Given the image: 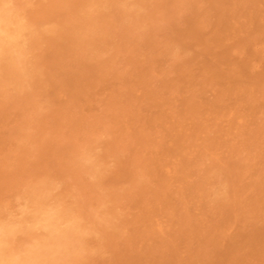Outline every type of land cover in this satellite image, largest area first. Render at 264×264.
<instances>
[{
    "label": "rangeland",
    "instance_id": "rangeland-1",
    "mask_svg": "<svg viewBox=\"0 0 264 264\" xmlns=\"http://www.w3.org/2000/svg\"><path fill=\"white\" fill-rule=\"evenodd\" d=\"M98 1L100 2V4H98L99 3ZM101 1H102V3H101ZM107 1L108 0H106V1L105 0H8V1L5 0V2H4V0H0V39H1L0 40V55L2 54V56L4 57L3 58L2 56H0V71H1V73H0V80H1L0 84H2V86L0 85V106H1L0 110H2L0 112V115H1L0 116V137H1L0 138V214L3 213L0 215V218H1L0 228L2 229V230L0 229V238H1L0 239V264H8V263L9 264H16V262L18 263L21 260L22 261L19 262V264H22L23 262H24V264H27V263L28 264H43V263L44 264H51V263L52 264H57V263L58 264H81V263L82 264H95V263H97V264H127V263L128 264H137V263L138 264H164V263H166V261L168 262L166 264H170V261H171V264H182V263L183 264H195V263L196 264H206V263L207 264H226V263L227 264H236V262H237V264H242V263L246 264L247 262H248L247 264H250V263L251 264H264V248H263L264 247V120H263V118H264V94H263L264 93V91H263L264 90V87H263L264 86V0H221V2L218 0H202V1L201 0H194L195 5L193 4V0L192 1L191 0H181V1L180 0H169V1L167 0L169 2V3L168 2L167 3L170 4L168 7H167V3L165 2L166 0H164V1L163 0L162 1L157 0L158 2H155L156 0H154V1L153 0H144V1L139 0L140 3L142 2L141 3L142 5L140 3L138 5V3H137V2H139L138 0H133V1L132 0H127V1L126 0H121V1L120 0H118V1L117 0L116 1L110 0L108 2ZM128 1H131V2H128ZM145 1L147 2V4L149 2L150 3L148 5H146ZM185 1H187V2H185ZM116 2H118V3H116ZM144 2H145V4H144ZM163 2H165V3H163ZM179 3L181 6L179 5ZM190 3H192V5H194L195 7L190 5ZM205 3L208 5H204ZM209 3H211V5ZM134 4H136V5H134ZM143 4H144V6H143ZM153 4L154 5L157 4L156 5L157 7L154 6ZM172 4H173V6H172ZM184 4H185V6H184ZM137 5L140 7H138ZM175 5L177 8L175 7ZM220 5L221 6L223 5L222 6L223 8H221ZM142 6L145 7L146 9L143 8L144 9L143 10ZM150 7L151 8L153 7V8L150 9ZM163 7H165V8H163ZM187 7H189V8H187ZM191 7L192 8L194 7V8L192 9ZM136 8H137V10H136ZM181 9H183V10H181ZM187 9H188V12H187ZM141 10H143V11H141ZM158 10L162 11V12L159 11L161 14L158 12ZM176 10H178V11H176ZM215 10H216V12H215ZM2 11H4V12H2ZM125 11H126V13L124 14L123 12H125ZM144 11H146L147 13ZM220 11L225 16H223V14ZM140 12H142L143 15ZM157 12L160 16L157 15ZM85 13L87 15V18H85L86 17ZM139 13L141 15H139ZM127 14H129V15H127ZM130 14H131V16H130ZM144 14H147V15H144ZM190 14H192V15H190ZM123 15H124V18H123ZM198 15L200 17H198ZM214 15H215V17H214ZM145 16H146L147 21H146V19H144ZM148 16H150V17H148ZM170 16H172V17H170ZM157 17H159V18L161 17V18L159 19ZM193 17H194V19L196 17L197 18L195 20H193L192 19ZM84 18H85V20H83ZM134 18H136V19H134ZM184 18H185V20H184ZM213 18L215 21H213ZM90 19H91V21H90ZM149 19H150V21H149ZM156 19H158V20H156ZM189 19L191 21L193 20V23L194 22L195 23L193 24L191 21H189ZM138 20H140V21H138ZM143 20L146 22H143ZM17 21H19V24ZM67 21L68 22L71 21V23L70 22L68 23ZM85 21L88 23H86ZM98 21H99V23H98ZM130 21H132L131 24H132L133 28L136 26V28H134V31H133V28H131ZM157 21H158V23H157ZM185 21H187V22H185ZM15 22H16V24H15ZM137 22H139V23H137ZM135 23H136V25H135ZM153 23H155V24L152 25ZM161 23H163V24H161ZM189 23H191V24H189ZM200 23H201V25H200ZM23 24H24V26H23ZM75 24H77V25H75ZM87 24H89V26H87ZM98 24H99V26H98ZM100 24H102V25H100ZM149 24H151V25H149ZM73 25L75 27L77 26V28H75ZM78 25H80L81 27H79ZM129 25H130V27H127ZM64 26H66V27H64ZM86 26H87V28H85ZM102 26H104V28ZM137 26H140V27H137ZM202 26H204V27H202ZM222 26H224V27H222ZM71 27H74V28H71ZM147 27H149V28H147ZM157 27H159L158 30L161 29L160 30L161 32L157 30ZM161 27H163V28H161ZM172 27H174V28H172ZM81 28H83V31L81 30ZM121 28L124 29L125 31L122 30ZM128 28H129V30H128ZM84 29H86V30H84ZM110 29H112V31ZM120 29L124 33H122V31ZM183 29H184V31H182ZM209 29H211V30H209ZM93 30H94V32H93ZM101 30L104 32H102ZM108 30H110V31H108ZM155 30H157V32ZM220 30H222V31H220ZM49 31H52V32H50L51 35L49 34ZM167 31H168V33H167ZM204 31H206V32L204 33ZM89 32L91 33V35ZM129 32H130V34H129ZM141 32L143 34H141ZM177 32H179V33H177ZM47 33H48V35H47ZM87 33H89V34H87ZM99 33H101V34H99ZM104 33H105V35H104ZM126 33H128V36L126 35ZM162 33L167 34V35H162ZM231 33H233V34H231ZM106 34H108V35H106ZM131 34H133V35H131ZM260 34H262V35L260 36ZM34 35H36V36H34ZM43 35H45V36H43ZM85 35H87L88 37ZM122 35H124V37H122ZM142 35H143V38H142ZM146 35L149 37H147ZM152 35H153V37H152ZM160 35H162V36H160ZM81 36H83V37L85 36L87 38L86 39L83 37L81 38ZM132 36H133V39H132ZM155 36H157V39ZM164 36H166L167 38ZM172 36L177 40L175 41V39H173ZM177 36H178V38L180 37L181 39H178ZM207 36H209V37H207ZM97 37L100 40H98ZM101 37H106V39L101 38ZM138 37H140V38H138ZM144 37H146L148 40L145 39ZM186 37L189 39H187ZM220 37L221 38L224 37V38L221 39ZM229 37H231V38H229ZM254 37L256 40L254 39ZM29 38H31V39H29ZM121 38H123L124 41ZM160 38H162V39H160ZM182 38H183V42L181 41L182 42L181 43L180 40H182ZM91 39H92V42L94 41L93 43L89 42V41H91ZM95 39H96L97 43L95 42ZM18 40H20V41H18ZM107 40L109 41V43L108 42L106 43ZM135 40H136V42H135ZM152 40H154V41H152ZM171 40L173 43L171 42ZM230 40H233V41H230ZM143 41L145 43H143ZM210 41H211V43H210ZM24 42H25L26 46H24ZM42 42L45 43V45ZM76 42H78V43H76ZM98 42H100L102 44H100ZM124 42H125V44H124ZM132 42H133V44H132ZM137 42H138V44H137ZM162 42H164V43H162ZM161 43H162V45H161ZM213 43H215V44H213ZM30 44H32L33 46ZM78 44H80V45H78ZM185 44L187 45L186 46L187 49H185V47H184ZM134 45H135L136 49H134L135 48ZM143 45L144 46L147 45L148 47L147 46L144 47ZM246 45H247V47H246ZM22 46H24V47H22ZM34 46H35V48H33ZM149 46H151L152 48ZM155 46H157V47L155 48ZM188 46H189V48H188ZM210 46L211 47L213 46V47L211 48ZM87 47L89 48L88 50H87ZM96 47H100V48H96ZM24 48L26 51L24 50ZM102 48L104 50H102ZM139 48H140V51L138 50ZM32 49H35V52L36 51H38V52L35 53L33 50V52H34L33 53L32 51H30ZM46 49H48V50L51 49V50L48 51ZM188 49L190 50V53L188 52L189 51ZM248 49H251V51H253V52H251L250 50L247 52ZM16 50L18 51V53ZM94 50L95 51L97 50L96 51L97 53ZM146 50H147V52H146ZM157 50H159V52ZM1 51H2V53H1ZM10 51L11 52L13 51L12 53L15 56ZM40 51H41V53H40ZM54 51L58 52L59 54H57ZM132 51H134V53ZM152 51L155 54H153ZM65 52H66V54H65ZM200 52H202V53H200ZM50 53L52 54V58H51ZM107 53H108V56H107ZM137 53H138V55L140 54V56L136 57ZM17 54H19V55L21 54L20 56L22 58ZM27 54H28V56H27ZM34 54H35V56H34ZM62 54L65 55L66 58ZM61 55L64 58L63 57L61 58L60 57ZM130 55H132V56L129 57ZM141 55H142V57H141ZM161 55H163V56H161ZM189 55H191L193 57H191ZM43 56L46 58H44ZM133 56H135V57L133 58ZM185 56H187V57H185ZM241 56H242V59H241ZM91 57L92 58L94 57V59H92ZM182 57H183V59H182ZM12 58H13V60L15 59L13 62L11 61ZM97 58H99V59H97ZM110 58H111V60H110ZM146 58L147 59L149 58L148 61ZM156 58H157V61H156ZM185 58L188 60L186 61ZM34 59H36V60H34ZM59 59H61V60H59ZM79 59H81V60H79ZM193 59H194V61H193ZM249 59H250V61H249ZM16 60L18 63L16 62ZM66 60L70 61V62L68 61L69 65H68V62ZM151 60L153 63L151 62ZM24 61H25L26 65L29 63V61H30V63L26 66L24 64ZM63 61H65L67 64L65 65V62H63ZM112 61H113V63H112ZM127 62H128V64H127ZM130 62H132V63H130ZM8 63H10V64H8ZM60 63H61V65H60ZM140 63H142V64H140ZM220 63L223 65L222 67H221ZM186 64H188V65H186ZM21 65L24 68H22ZM40 65H41V67H40ZM46 65L47 66L50 65V66H48L49 68ZM52 65L54 66V68ZM59 65H60V67H59ZM185 65H186V67H185ZM42 66H44L43 69H42ZM148 66H149V68H148ZM225 66H227V67L225 68ZM8 67L9 68L12 67L15 69H12V68L9 69ZM16 67L17 68L19 67V68L17 69ZM38 67H40V70H42V71H40V70L38 71V69H39ZM162 67H164V69ZM59 68H61V69H59ZM70 68H72L71 69L72 71L70 70ZM118 68H120L122 70H120ZM33 69H35V70H33ZM153 69H155V70H153ZM174 69H176L177 71H175ZM204 69H205V71H204ZM36 70H37V72H36ZM63 70H64V72H63ZM100 70H102V71L100 72ZM168 70H169V73H168ZM6 71H8V72H6ZM52 71H54V72H52ZM77 71H79V72H77ZM127 71L129 73H127ZM40 72H41V74H40ZM84 72H86L85 75L83 74ZM113 72H115V75L113 74ZM131 72H132V74H131ZM21 73H23V75ZM29 73H31L33 75H31ZM119 73H120V75L122 73L124 76L121 75L122 77H120ZM42 74L44 76H42ZM45 74H47V75H45ZM129 75H131V76H129ZM227 75H228V77H227ZM62 76H64V77H62ZM77 76H79L78 77L79 79L77 78ZM103 76H105V77H103ZM134 76H135V78H134ZM22 77L23 78L25 77L24 82L22 81L23 80ZM42 77H44V78H42ZM20 78H21V80H20ZM119 78L121 81L118 80ZM240 78H241V81H240ZM15 79H16L17 83H15V81H14ZM81 79L83 80L82 82H81ZM130 79H132L133 81L135 80V81L134 82L132 80L130 81ZM136 79H137V81H136ZM244 79H246L247 81ZM141 80H142V82H141ZM8 81H9V83H8ZM31 81H33V82H31ZM53 81H54V83H53ZM21 82H23V83H21ZM42 82H45L46 84L44 83V85H42L43 84ZM55 82H56V84H55ZM154 82H155V84H154ZM205 82H206V84H205ZM249 82H250V85H249ZM48 83H50V84H48ZM177 83H180V84H177ZM70 84H72V85H70ZM217 84H219V85H217ZM130 85H132L134 88ZM235 85L237 87L238 86L239 87L237 88ZM31 86H32V88H31ZM70 86H71V88H70ZM74 86H75V88H74ZM222 86H224V87H222ZM242 86H244V87H242ZM119 87H121V89ZM140 87H141V89H140ZM253 87H254V89H253ZM262 87H263V89H262ZM14 88H16V89H14ZM60 88H62V89H60ZM68 88H69V90H68ZM131 88L134 89V91ZM135 88H138V89H135ZM77 89H78V91H76ZM126 89H127V91H126ZM139 89H140V91H139ZM35 90H36V92H34ZM37 90H39V91H37ZM128 90H131V91H128ZM222 90H224V91L222 92ZM253 90L257 91V92H254ZM120 91H121V93H119ZM122 91H123V93H122ZM124 91H126V92L124 93ZM261 91H263V92H261ZM32 92H34V93H32ZM131 92L134 95H132ZM140 92L142 94H140ZM160 92H161V94H160ZM66 93L68 96L66 95ZM114 93H117V94H115L116 96L113 95ZM211 93H214V95ZM216 94H217V96H216ZM247 94H248V97H247ZM129 95H131V96H129ZM102 96L105 98L102 99L103 98ZM120 96H122V97H120ZM142 96H144V98ZM77 97H79V98H77ZM108 97H110L111 99L113 98L114 100L113 99L111 100ZM261 97H263V99ZM139 98H140V101H138ZM106 99H107V102H105ZM186 99H188V100H186ZM197 99H199V100H197ZM249 99H250V101L252 99L253 100L250 102ZM136 100H137V102H136ZM113 101H114V103H113ZM129 101H130V104H129ZM41 102L44 103V105ZM47 102H48V106H47V104H45ZM124 102L127 104L128 107L126 106V104ZM249 102H250V104H249ZM66 103H68V104H66ZM101 103H103V104H101ZM104 103L108 104V105L110 103V105H109L110 107L105 105ZM112 103H113V105H112ZM142 103H144V104L140 105ZM26 105H28V106H26ZM129 106L130 107L132 106V108H131L132 111H131ZM11 107H12V110H11ZM40 107H42V109ZM112 107L115 110L112 109ZM182 107H184V108H182ZM101 108L104 110H102ZM107 108H108V110H107ZM34 109H35V111H34ZM56 109H60L61 111L56 110ZM135 109H136V113H135ZM179 109H181V110H179ZM185 109H186V111H185ZM7 111H8V113H7ZM81 111H83V112H81ZM120 111H122L121 113H122V115H124V118H123V116H121ZM137 111H138V113H137ZM194 111H196L197 113ZM24 112H26V113H24ZM240 112H241V114H240ZM76 113L80 116V118ZM80 113H81V115H80ZM23 114H25L26 116ZM109 114L111 117L110 116L108 117ZM199 114L201 115V117ZM88 115H90V117H88ZM101 115H104V116H101ZM114 115H116L115 116L116 119L114 118ZM81 116H83L84 118H81ZM93 116H94V120L92 121ZM130 116H132V117L130 118ZM21 117H24V118H21ZM44 117H45V120H44ZM90 118H91V121H90ZM138 118H139V122H138ZM75 119H77V121H74ZM126 119H129V120H126ZM21 120H23L22 121L23 123L21 122ZM69 120H70V122H68ZM79 120H80V122H79ZM64 121H66V122H64ZM73 121L75 123H72ZM87 121H88V123L86 124L85 122H87ZM221 121H222V123H221ZM236 121L238 122L237 124H236ZM243 121H245L246 123ZM43 122L45 123V125L43 124ZM61 122L64 124H62ZM98 122H100L99 123L100 125L98 124ZM46 123H48V125ZM18 124H19V126H18ZM82 124H83V127H82ZM95 124H96V127H95ZM75 125H76V127H75ZM97 125H99V126H97ZM42 126H44V127H42ZM61 126H63V129ZM78 126L80 128H77ZM116 126H119V127H116ZM128 126H129V128H128ZM55 127L57 129H55ZM109 127H110V129H108ZM50 128H52V129H50ZM97 128H98V131H97ZM113 128H115V129H113ZM82 129H84V130H82ZM88 129H90V130H88ZM147 129H149V130H147ZM57 130H59V131H57ZM120 130L122 133L119 132ZM13 131L15 134L13 133ZM141 131H143L144 133H141ZM147 131L148 132L150 131V132L148 133ZM216 131L218 133H216ZM130 132L132 134H130ZM138 132H140L141 134ZM197 132H198V134H197ZM22 133L26 134V135H22ZM88 133H90V134H88ZM136 133H138V134H136ZM85 134H86V136H85ZM99 134H101V135L99 136ZM120 134H121V136H120ZM129 134L131 137L129 136ZM256 134H257V136H254ZM73 135H75L76 137ZM53 136H54V138H53ZM77 136H79V137L77 138ZM96 136H97V138H96ZM102 136H103V138H102ZM110 136H112V137H110ZM148 136H150V137H148ZM13 137H15V138H13ZM121 137H122V139H120ZM123 137H124V140H123ZM126 137L127 138L130 137V139H127ZM211 137H212V139H211ZM12 138H13V141L10 140ZM152 138H153V141H152ZM66 139H67V141H66ZM80 139L81 140L83 139V142ZM127 140L128 141L130 140V141L128 142ZM186 140L188 143H186ZM23 141H25L26 144H24L25 142H23ZM30 141H31V143H30ZM52 141H54V142H52ZM116 141L119 143H117ZM136 141L140 144H138ZM134 142H136V143H134ZM220 142H222V143H220ZM66 143H70V144L68 145ZM97 143H98V145H97ZM116 143H117V145H116ZM175 143L177 145H175ZM64 144H65V146H64ZM60 145H61V148H60ZM75 145H76V147H75ZM90 145H92V146H90ZM26 146H28V147H26ZM63 146H64V148H63ZM95 146H99V147H95ZM240 146L242 148H240ZM67 147H68V149L66 150ZM214 147L215 148L217 147L216 148L217 152L215 151ZM21 149H22V151H21ZM121 149L124 151H122ZM202 149L203 150L205 149V151H203ZM237 149H239V150H237ZM51 150L53 152H51ZM92 150H93V152H92ZM95 150H97L98 152L96 151L97 152L96 153ZM109 150H111V151L113 150V151L111 152ZM61 151L62 152L65 151L66 154L64 152L62 153ZM183 151L185 153H182ZM42 152H43V154L41 155L40 153H42ZM48 152L50 155L47 154ZM121 152L122 153L124 152V154H122ZM140 152L141 153L144 152V154L143 153L141 154ZM169 152H170V154H169ZM209 152H210V154H209ZM238 152H239V154H238ZM31 153H33V155H31ZM92 153H93V155H92ZM113 153H116V154H113ZM147 153H149V154H147ZM53 154H54V156H53ZM220 154H221V156H220ZM240 154H242L243 156ZM28 155H30V156H28ZM48 155H49V158H48ZM98 155H100L99 158H98ZM211 155H212V157H211ZM50 156H51V158L52 157L53 158L51 159ZM111 156H113V157H111ZM126 156H127V158H126ZM136 156H137V158H136ZM148 156H150V157H148ZM175 156L178 158L176 159ZM88 157H90V158H88ZM151 157H153L154 159ZM205 157H206V159H205ZM215 157L217 158V160ZM236 157H238V158H236ZM117 158H118V160H116ZM122 158H123V160H122ZM87 159L89 160V162L91 164L88 162ZM233 159H235V160H233ZM92 160H94V161L92 162ZM120 160H121V162H120ZM139 160H140V162H139ZM141 160L144 161V162H142L144 164H141ZM178 160H179V162H178ZM203 160H204V162H203ZM211 160H212V162H211ZM39 161H41V162H39ZM100 161H102V162H100ZM110 161H112V162H110ZM196 161H197V163H196ZM147 162L149 165H147ZM122 163H123V166H122ZM209 163H211L210 164L211 167L209 166ZM220 163L223 165H221ZM227 163L229 166L227 165ZM241 163H243V164H241ZM92 164L95 166H93ZM133 164H135V165H133ZM203 164H204V166H202ZM12 165H14V167ZM53 165H55V166H53ZM127 165H128V167H127ZM4 166H5V168H4ZM65 166H66V168H64ZM103 166L104 167L107 166L109 169L104 168ZM183 166H184V168H183ZM223 166L227 168V172L230 176L227 175L226 169ZM85 167H88V170ZM101 167L103 168V170L104 169L105 170L103 171ZM111 167H112V169H111ZM202 167H204V169ZM213 167H214V170H212ZM30 168H31V170H30ZM45 168H47V171ZM50 168H52V169H50ZM91 168H92V170H91ZM116 168H117V171H116L117 174H114ZM218 168H219V170H218ZM70 169L73 170V172L70 171ZM177 169H178V171H177ZM50 170L52 171V173H50ZM64 170H65V172H64ZM98 170H99L100 176L98 175L99 174ZM121 170H123V171L121 172ZM150 170L153 171L154 173L151 172ZM208 170L209 171L211 170V172H209ZM93 171L95 172L94 174H93ZM206 171H207V173H206ZM104 172H106V173H104ZM135 172L137 173V175ZM46 173H50V175L49 174L46 175ZM54 173H56V174H54ZM84 173H86V174H84ZM101 173H104V174L102 175ZM121 173H123L125 175H123ZM181 173H182V175H181ZM95 174H97V175H95ZM216 174H218V175H216ZM27 175H29V176H27ZM43 175H46V176L43 177ZM13 176L15 178H13ZM52 176H53V178H52ZM60 176H61V178H60ZM108 176H110V177H108ZM181 176H183V177H181ZM211 177H213V178H211ZM225 177H227L229 180ZM97 178H99V179H97ZM109 178L110 179L112 178V181L114 180L113 181L114 184ZM134 178H135V181H133ZM232 178H233V180H232ZM242 178L244 179L243 181H242ZM15 179L18 181H16ZM56 179L58 182L55 181ZM43 180H45L46 182H44ZM131 180H132V182H131ZM205 180H206V182H205L206 184L204 183ZM224 180H225V182H224ZM227 180H228V182H226ZM62 181H63V183H62ZM240 181H242V182H240ZM27 182H29V183H27ZM72 182H75V183H72ZM222 182H223V184H222ZM110 183H112L111 184L112 186L110 185ZM16 184H17V186H15ZM41 184H42V186H41ZM149 184L150 185L152 184V185L150 186ZM238 184H241V185H238ZM242 184H244V185H242ZM50 185L55 186V188L53 186L51 187ZM93 186H94V188H92ZM213 186H214V188H213ZM229 186H230L233 194H232L231 190L228 188ZM243 186H244V188H243ZM41 187L42 188L44 187L43 188L44 190ZM80 187L82 188V190ZM88 187H90V188H88ZM96 187H97V190L95 191ZM115 187H117V188H115ZM147 187H149V188H147ZM158 187H160V188H158ZM37 188H38V190H37ZM110 188H111V190H110ZM128 188H129V190H127ZM167 188H169V189H167ZM225 188L227 189L228 192L225 191L226 190ZM18 189H20L21 191ZM104 189L106 190V192ZM220 189H222V190H220ZM233 189H235V190H233ZM8 190H10V191L8 192ZM33 190L38 195H36L34 192L32 193L31 191H33ZM89 190H90V192H88ZM142 190H144V191L146 190L145 192L148 194H146ZM223 190L225 191V193ZM85 191H87V192L85 193ZM169 191H172V192H169ZM200 191H202V192H200ZM211 191H213V192L211 193ZM65 192H67V193L65 194ZM164 192H165V194H164ZM217 192L218 193L220 192L219 195H216V194H218ZM237 192H239V193H237ZM43 193H47V194H43ZM48 193L51 195H49ZM55 193L58 194V198L55 197ZM181 193L184 196L180 195ZM2 194H4V195H2ZM176 194H177V196H176ZM121 195H122L123 199H121L122 198ZM127 195L129 197H127ZM230 195L233 197H231ZM31 196H32V198H31ZM39 196H41V197H39ZM64 196H65V198H64ZM70 196H72V197H70ZM212 196L215 199L216 198H218V199L214 200V198ZM29 197H30V199H29ZM46 197H48L49 199ZM141 197H143V198H141ZM18 198H20V199L18 200ZM25 198H27L28 200ZM44 198H45V200H47V202L44 201ZM99 198H103V199L101 200ZM210 198H211V200H209ZM61 199L62 200L64 199L63 200L64 202ZM222 199L224 202H222ZM77 200H79V201H77ZM81 200H82V202H81ZM164 200L166 202H164ZM219 200H221V201H219ZM24 201H26V202H24ZM31 201L34 204L31 203ZM43 201H44V203H43ZM93 201H94V203H93ZM98 201H100V203ZM118 201H120L121 204ZM232 201H233V203H231ZM10 203H11V205H10ZM68 203L71 205H69ZM184 203H187V204H184ZM1 204H2V207H1ZM29 204L31 206H29ZM36 204H37V206H39L38 208L35 206ZM47 204H48V206H46V207L48 208V210H47V208H45V205H47ZM73 204L77 205V208ZM178 204H180V205H178ZM21 205L23 206V208ZM51 205H53L54 209L52 208ZM65 205H67V207H65ZM220 205H222V207ZM13 206H15L16 209ZM79 206H80V208H79ZM157 206H158V208H157ZM236 206H238L239 208ZM89 207H92V208H89ZM124 207L126 208V210L124 209ZM227 207H229V208L227 209ZM36 208H37V211H36ZM39 208L41 210H38ZM50 208H52V209H50ZM43 209H44V212H46L45 210H47V212L44 213L42 211ZM90 209H91V211H90ZM156 209H158L159 211ZM179 209L181 212L179 211ZM231 209H233V210H231ZM3 210H4V212H3ZM76 210H78V211H76ZM17 211H19L20 213ZM41 211L43 213H41ZM48 211H50L51 214ZM52 212L54 214H52ZM74 212H76V213H74ZM92 212H93V214H92ZM227 212H228V214H227ZM71 213H73V214H71ZM106 213H107V216H106ZM158 213L161 215L159 216ZM187 213H189V215ZM66 214L70 217L66 216ZM84 214H86V215H84ZM224 214H225V216H223ZM21 215H22V218L20 217ZM100 215H102V217H104V220H103V218H100L101 217ZM167 215H170V217ZM173 215H174V217H173ZM181 215H183V216H181ZM185 215H186V218H185ZM228 215H232V216L230 217ZM1 216H3V218ZM72 216H75V217H72ZM108 216H110V217H108ZM221 216H223V217H221ZM107 217L109 219H107ZM178 217H181V218H178ZM226 217H229V218H226ZM48 218H50L51 220ZM70 218H72V220H74L73 224H75L76 227H75V225H73L71 223L72 220ZM112 218H113V220H112ZM151 218H152V220H151ZM11 219L13 221H10ZM26 219H30V220L25 221ZM63 219L65 220V222H68V223H65L63 221ZM69 219L71 222L69 221ZM110 219H111V221H110ZM132 219L134 220V222L136 221L135 222L136 224L133 222ZM23 220H24V223H23ZM55 220L56 221L58 220V221L56 222ZM81 220L83 222H81ZM87 220H89V221H87ZM114 220H115V223L113 224ZM165 220H167L166 223H164ZM169 220H171V221H169ZM173 220H174V222H173ZM186 220L189 222H187ZM9 221L11 223H9ZM30 221H32L33 223ZM78 221H79V223H78ZM96 221H98L99 223ZM168 221L171 222V224L167 223ZM219 221L221 224L219 223ZM228 221H230V222H228ZM29 222L32 224H30ZM111 222H112V224H111ZM37 223H39L40 225ZM63 223H64V225H62ZM77 223L79 224V227L77 226L78 225ZM116 223H117V225H116ZM41 224H42V226H41ZM65 224H67V225H65ZM80 224H81V226H80ZM46 225H48V226H46ZM187 225H189V226H187ZM20 226H23V227L21 228ZM26 226H27V228H26ZM144 226H145V228H144ZM6 227L9 230H7ZM41 227H43V229ZM60 227H61V229H60ZM65 227H66V229H65ZM121 227H122V229H121ZM33 228L34 229L36 228L35 231ZM181 228L183 229V232H184V230H186V229L187 230L184 233H182ZM14 229H15V231H12ZM48 229H49V231H48ZM165 229H166V231H165ZM17 230H18V232H17ZM36 230H38V232ZM59 230H60V232H59ZM90 230H92V231H90ZM76 231H78V233ZM95 231H96V233H95ZM110 231L111 232L113 231L115 233L111 234ZM204 231L207 233H205ZM5 232L7 234H4ZM15 232H17V233H15ZM26 232H27V234H26ZM33 232H35V233H33ZM116 232H117V234H116ZM47 233H50V234H47ZM71 233H72V235H71ZM98 233H99V235H98ZM178 233H179V236H178ZM185 233H186V236L184 235ZM218 233H220V234H218ZM22 234H23V236H22ZM40 234H41V236H40ZM62 234H64V235H62ZM73 234H75V235H73ZM100 234L102 236V239H101ZM113 234L114 235L116 234L115 235L116 239L113 238V237H115ZM124 234H125V237H123ZM126 234H128V235H126ZM13 235L16 236L17 238L15 237L16 238L15 239ZM28 235L31 236V238H29ZM103 236L105 237V239ZM127 236H128V238H127ZM195 236H196V238H195ZM200 236H201L202 241L200 239ZM41 237L44 241L41 239ZM173 237L175 240L173 239ZM73 238H75V241ZM191 238L193 240H190ZM197 238H199L200 240ZM54 239H56V240H54ZM79 239L81 241H79ZM49 240H50V242H49ZM120 240H122L123 242ZM127 240H128V242H127ZM52 241H54V242H52ZM69 241H71L70 245L68 244ZM84 241H86V242H84ZM103 241H104V243H106L105 246H104ZM190 241H191V244L189 243ZM205 241H206V243H205ZM207 241H208V243H207ZM2 242H4V243H2ZM17 242H18V244H17ZM19 242H20V244H19ZM23 242H25V243H23ZM55 242H56V244H55ZM64 242H66V243H64ZM72 242L73 243L76 242V243L73 244ZM108 242H109L110 246L108 245ZM200 242H202V243H200ZM203 242H204L205 246H204ZM111 243H112V246H111ZM174 243H176V245H174ZM193 243H194L196 248L193 247L194 245L192 246ZM242 243H243V245L244 244L245 245L243 246ZM1 244H5V245H1ZM13 244L15 246H13ZM26 244L27 245L31 244V245L28 247V246H26ZM50 244H51V246H50ZM125 245H126V247H125ZM169 245H171V246H169ZM25 246L27 248H25ZM45 246H46V248H45ZM129 246H131V247H129ZM22 247L24 248V250L21 251V249H23ZM115 247H117L118 249ZM228 247H229V250H228ZM239 247H241V248H239ZM6 248H9L10 250L6 249ZM15 248H17V249H15ZM28 248H29V250L32 248L34 250L32 249L33 251L32 250L29 251ZM58 248H59V250H58ZM88 248H90V249H88ZM130 248H132V249H130ZM200 248H201V250H200ZM231 248L232 249L234 248L233 250H235L234 251L235 254L232 253L233 250L231 251ZM12 249L13 250L15 249L16 251L15 250L13 251ZM41 249H42V253H41ZM51 249H52V251H51ZM96 249L97 250L99 249V250L97 251ZM103 249H106V250H103ZM125 249H129V250L127 251ZM204 249H206V250L209 249V250L207 252ZM211 249H212V251H211ZM5 250H8V251H6L7 253L5 252ZM27 251L29 252V254H27L28 253ZM68 251H71V252H68ZM129 251H131V252H129ZM24 252H27V253H25L27 255V256L25 255V257H24ZM48 252L49 253L51 252L50 255ZM86 252H87V254H86ZM9 253H11V254L9 255ZM32 253H34V255L35 254L36 255L34 256ZM172 253L174 255H172ZM13 254H14V256L16 254L17 255L14 257ZM43 254H44V256H43ZM58 254H60V255H58ZM207 254H209V255H207ZM18 255H19V257H18ZM29 255H32L35 258L31 256L29 259ZM92 255H93V257H92ZM177 255H178V257H177ZM10 256H12V257H10ZM50 256H51V258H50ZM180 256L182 258H180ZM16 257H18L19 259H17ZM164 257H166V258L163 259ZM203 257H205V258H203ZM230 257H231V259H228ZM26 258H27V260H26ZM40 258H42V259H40ZM171 258L172 259L174 258V261L171 260ZM195 258H198V259H195ZM8 260H10L11 262L10 261L8 262ZM70 260H71V262H70ZM95 260H97V261H95ZM225 260H227V261H225ZM6 261H7V263H5ZM25 261H27V262L25 263ZM29 261L31 263H29ZM192 261H194V262L196 261V262L194 263Z\"/></svg>",
    "mask_w": 264,
    "mask_h": 264
},
{
    "label": "bare ground",
    "instance_id": "bare-ground-1",
    "mask_svg": "<svg viewBox=\"0 0 264 264\" xmlns=\"http://www.w3.org/2000/svg\"><path fill=\"white\" fill-rule=\"evenodd\" d=\"M7 1H8V0H7ZM105 1H106V0H105ZM108 1H110V0H108ZM108 1H107V2H108ZM115 1H116V0H115ZM117 1H118V0H117ZM120 1H121V0H120ZM126 1H127V0H126ZM132 1H133V0H132ZM138 1H139V0H138ZM141 1H142V0H141ZM143 1H144V0H143ZM153 1H154V0H153ZM160 1H162V0H160ZM163 1H164V0H163ZM168 1H169V0H168ZM168 1L166 0L165 2L167 3ZM180 1H181V0H180ZM191 1H192V0H191ZM201 1H202V0H201ZM218 1L221 2V0H218ZM4 2H5V0H4ZM4 2H3V3H4ZM98 2H99V1H98ZM103 2H104V1H103ZM107 2H106V3H107ZM122 2H123V1H122ZM128 2H131V1H128ZM145 2H146V1H145ZM145 2H144V4H145ZM155 2H158V1L156 0ZM165 2H163V3H165ZM185 2H187V1H185ZM194 2H195V1L193 0V4L195 5ZM199 2H200V1H199ZM204 2H205V1H204ZM8 3H9V2H8ZM101 3H102V1H101ZM112 3H113V2H112ZM114 3H115V2H114ZM116 3H118V2H116ZM137 3H138V5H139L140 1L137 2ZM141 3H142V2H141ZM141 3H140V4H141ZM149 3H150V2H149ZM149 3H148V4H149ZM160 3H161V2H160ZM163 3H162V4H163ZM168 3H169V2H168ZM168 3H167V7L170 5V4H168ZM180 3H181V2H180ZM180 3H179V5H180ZM188 3H189V2H188ZM98 4H100V2H99ZM120 4H121V3H120ZM129 4H130V3H129ZM144 4H143V6H144ZM148 4H147V2H146V5H148ZM162 4H161V5H162ZM174 4H175V3H174ZM186 4H187V3H186ZM209 4L211 5V3H209ZM93 5H94V4H93ZM106 5H107V4H106ZM109 5H110V4H109ZM134 5H136V4H134ZM138 5H137V6H138ZM141 5H142V4H141ZM153 5H154V4H153ZM153 5H152V6H153ZM156 5H157V4H156ZM156 5H154V6H156ZM190 5H192V3H190ZM194 5H192V6H194ZM204 5H208V4L205 3ZM218 5H219V4H218ZM3 6H4V5H3ZM5 6H6V5H5ZM123 6H124V5H123ZM137 6H136V7H137ZM143 6H142V9L145 8V7H143ZM149 6H150V5H149ZM154 6H153V7H154ZM172 6H173V4H172ZM180 6H181V5H180ZM184 6H185V4H184ZM198 6H199V5H198ZM214 6H215V5H214ZM220 6H221V5H220ZM222 6H223V5H222ZM222 6H221V8H223ZM225 6H226V5H225ZM118 7H119V6H118ZM138 7H140V6H138ZM138 7H137V8H138ZM147 7H148V6H147ZM153 7H152V8H153ZM156 7H157V6H156ZM175 7H176V5H175ZM189 7H190V6H189ZM189 7H187V8H189ZM194 7H195V6H194ZM194 7H193V8H194ZM212 7H213V6H212ZM129 8H130V7H129ZM137 8H136V10H137ZM148 8H149V7H148ZM152 8L150 7V9H152ZM158 8H159V7H158ZM163 8H165V7H163ZM173 8H174V7H173ZM176 8H177V7H176ZM191 8H192V7H191ZM191 8H190V9H191ZM193 8H192V9H193ZM199 8H200V7H199ZM202 8H203V7H202ZM209 8H210V7H209ZM213 8H214V7H213ZM83 9H84V8H83ZM123 9H124V8H123ZM123 9H122V10H123ZM145 9H146V8H145ZM174 9H175V8H174ZM174 9H173V10H174ZM14 10H15V9H14ZM14 10H13V11H14ZM19 10H20V9H19ZM124 10H125V9H124ZM143 10H144V9H143ZM143 10H141V11H143ZM168 10H169V9H168ZM170 10H171V9H170ZM173 10H172V11H173ZM181 10H183V9H181ZM205 10H206V9H205ZM209 10H210V9H209ZM213 10H214V9H213ZM5 11H6V10H5ZM152 11H153V10H152ZM159 11H160V10H158V12H159ZM176 11H178V10H176ZM184 11H185V10H184ZM189 11H190V10H189ZM207 11H208V10H207ZM211 11H212V10H211ZM218 11H219V10H218ZM2 12H4V11H2ZM2 12H1V13H2ZM18 12H19V11H18ZM87 12H88V11H87ZM121 12H122V11H121ZM134 12H135V11H134ZM144 12H146V11H144ZM158 12H157V15H159ZM160 12H162V11H160ZM160 12H159V13H160ZM163 12H164V11H163ZM166 12H167V11H166ZM187 12H188V9H187ZM192 12H193V11H192ZM201 12H202V11H201ZM205 12H206V11H205ZM209 12H210V11H209ZM212 12H213V11H212ZM215 12H216V10H215ZM220 12H221V11H220ZM123 13L125 14L126 11L123 12ZM128 13H129V12H128ZM140 13H142V12H140ZM140 13H139V15H141ZM146 13H147V12H146ZM176 13H177V12H176ZM190 13H191V12H190ZM218 13H219V12H218ZM221 13H222V12H221ZM153 14H154V13H153ZM160 14H161V13H160ZM198 14H199V13H198ZM202 14H203V13H202ZM202 14H201V15H202ZM204 14H205V13H204ZM216 14H217V13H216ZM222 14H223V13H222ZM14 15H15V14H14ZM93 15H94V14H93ZM127 15H129V14H127ZM134 15H135V14H134ZM142 15H143V13H142ZM144 15H147V14H144ZM155 15H156V14H155ZM157 15H156V16H157ZM170 15H171V14H170ZM190 15H192V14H190ZM195 15H196V14H195ZM208 15H209V14H208ZM2 16H3V15H2ZM85 16H86L85 18H87L86 13H85ZM130 16H131V14H130ZM159 16H160V15H159ZM162 16H163V15H162ZM180 16H181V15H180ZM196 16H197V15H196ZM206 16H207V15H206ZM212 16H213V15H212ZM223 16H225V15L223 14ZM230 16H231V15H230ZM3 17H4V16H3ZM148 17H150V16H148ZM148 17H147V18H148ZM170 17H172V16H170ZM198 17H200V16L198 15ZM204 17H205V16H204ZM214 17H215V15H214ZM218 17H219V16H218ZM218 17H217V18H218ZM232 17H233V16H232ZM4 18H5V17H4ZM85 18H84L83 20H85ZM95 18H96V17H95ZM123 18H124V15H123ZM130 18H131V17H130ZM138 18H139V17H138ZM157 18H159V17H157ZM160 18H161V17H160ZM160 18H159V19H160ZM181 18H182V17H181ZM190 18H191V17H190ZM196 18H197V17H196ZM196 18H195V19H196ZM222 18H223V17H222ZM134 19H136V18H134ZM144 19H146V16L144 17ZM165 19H166V18H165ZM182 19H183V18H182ZM192 19L195 20L194 17H193ZM23 20H24V19H23ZM103 20H104V19H103ZM105 20H106V19H105ZM122 20H123V19H122ZM125 20H126V19H125ZM131 20H132V19H131ZM156 20H158V19H156ZM168 20H169V19H168ZM184 20H185V18H184ZM193 20L191 21V20L189 19V21H191L192 23H193ZM201 20H202V19H201ZM209 20H210V19H209ZM224 20H225V19H224ZM19 21H20V20H19ZM19 21H17L18 24H19ZM90 21H91V19H90ZM93 21H94V20H93ZM138 21H140V20H138ZM141 21H142V20H141ZM146 21H147V19H146ZM146 21L143 20V22H146ZM149 21H150V19H149ZM202 21H203V20H202ZM213 21H215L214 18H213ZM222 21H223V20H222ZM227 21H228V20H227ZM67 22H68V21H67ZM69 22L71 23V21H69ZM69 22H68V23H69ZM85 22H86V21H85ZM85 22H84V23H85ZM128 22H129V21H128ZM131 22H132V21H130V24H131ZM153 22H154V21H153ZM160 22H161V21H160ZM169 22H170V21H169ZM185 22H187V21H185ZM210 22H211V21H210ZM76 23H77V22H76ZM86 23H88V22H86ZM92 23H93V22H92ZM98 23H99V21H98ZM123 23H124V22H123ZM123 23H122V24H123ZM137 23H139V22H137ZM140 23H141V22H140ZM151 23H152V22H151ZM155 23H156V22H155ZM155 23H153L152 25H154ZM157 23H158V21H157ZM171 23H172V22H171ZM194 23H195V22H194ZM194 23H193V24H194ZM15 24H16V22H15ZM62 24H63V23H62ZM65 24H66V23H65ZM65 24H64V25H65ZM72 24H73V23H72ZM108 24H109V23H108ZM124 24H125V23H124ZM145 24H146V23H145ZM161 24H163V23H161ZM189 24H191V23H189ZM205 24H206V23H205ZM21 25H22V24H21ZM70 25H71V24H70ZM75 25H77V24H75ZM100 25H102V24H100ZM135 25H136V23H135ZM143 25H144V24H143ZM146 25H147V24H146ZM149 25H151V24H149ZM156 25H157V24H156ZM156 25H155V26H156ZM159 25H160V24H159ZM159 25H158V26H159ZM195 25H196V24H195ZM200 25H201V23H200ZM209 25H210V24H209ZM209 25H208V26H209ZM215 25H216V24H215ZM19 26H20V25H19ZM23 26H24V24H23ZM23 26H22V27H23ZM73 26H74V25H73ZM78 26L81 27L80 25H78ZM87 26H89V24H87ZM87 26H86L85 28H87ZM96 26H97V25H96ZM98 26H99V24H98ZM123 26H124V25H123ZM170 26H171V25H170ZM192 26H193V25H192ZM64 27H66V26H64ZM68 27H69V26H68ZM74 27H75V26H74ZM74 27H71V28H74ZM102 27L104 28V26H102ZM127 27H130V25L127 26ZM137 27H140V26H137ZM144 27H145V26H144ZM159 27H160V26H159ZM159 27H157V30L159 29ZM184 27H185V26H184ZM202 27H204V26H202ZM222 27H224V26H222ZM17 28H18V27H17ZM75 28H77V26H76ZM83 28H84V27H83ZM83 28H81L82 31H83ZM92 28H93V27H92ZM110 28H111V27H110ZM125 28H126V27H125ZM131 28H133L132 24H131ZM134 28H136V26H135ZM134 28H133V31H134ZM145 28H146V27H145ZM147 28H149V27H147ZM161 28H163V27H161ZM172 28H174V27H172ZM199 28H200V27H199ZM227 28H228V27H227ZM227 28H226V29H227ZM11 29H12V28H11ZM27 29H28V28H27ZM31 29H32V28H31ZM67 29H68V28H67ZM67 29H66V30H67ZM100 29H101V28H100ZM121 29H122V28H121ZM121 29H120V30H121ZM150 29H151V28H150ZM152 29H153V28H152ZM169 29H170V28H169ZM204 29H205V28H204ZM21 30H22V29H21ZM68 30H69V29H68ZM74 30H75V29H74ZM84 30H86V29H84ZM110 30L112 31V29H110ZM110 30H108V31H110ZM122 30H124V29H122ZM122 30H121V31H122ZM128 30H129V28H128ZM157 30H155V31L157 32ZM160 30H161V29H160ZM160 30H158V31H160ZM171 30H172V29H171ZM209 30H211V29H209ZM231 30H232V29H231ZM72 31H73V30H72ZM75 31H76V30H75ZM101 31H102V30H101ZM113 31H114V30H113ZM124 31H125V30H124ZM144 31H145V30H144ZM153 31H154V30H153ZM182 31H184V29H183ZM220 31H222V30H220ZM241 31H242V30H241ZM42 32H43V31H42ZM50 32H52V31H49V34H50ZM78 32H79V31H78ZM78 32H77V33H78ZM80 32H81V31H80ZM93 32H94V30H93ZM102 32H104V31H102ZM114 32H115V31H114ZM146 32H147V31H146ZM148 32H149V31H148ZM156 32H155V33H156ZM160 32H161V31H160ZM165 32H166V31H165ZM205 32H206V31H204V33H205ZM10 33H11V32H10ZM19 33H20V32H19ZM37 33H38V32H37ZM40 33H41V32H40ZM73 33H74V32H73ZM89 33H90V32H89ZM89 33H87V34H89ZM96 33H97V32H96ZM116 33H117V32H116ZM122 33H124V32L122 31ZM150 33H151V32H150ZM155 33H154V34H155ZM167 33H168V31H167ZM170 33H171V32H170ZM177 33H179V32H177ZM182 33H183V32H182ZM208 33H209V32H208ZM211 33H212V32H211ZM227 33H228V32H227ZM242 33H243V32H242ZM261 33H262V32H261ZM81 34H82V33H81ZM81 34H80V35H81ZM99 34H101V33H99ZM118 34H119V33H118ZM129 34H130V32H129ZM141 34H143V33L141 32ZM146 34H147V33H146ZM159 34H160V33H159ZM231 34H233V33H231ZM47 35H48V33H47ZM47 35H46V36H47ZM50 35H51V34H50ZM50 35H49V36H50ZM90 35H91V33H90ZM93 35H94V34H93ZM95 35H96V34H95ZM102 35H103V34H102ZM104 35H105V33H104ZM106 35H108V34H106ZM126 35L128 36V33H126ZM131 35H133V34H131ZM147 35H148V34H147ZM147 35H146V36H147ZM155 35H156V34H155ZM162 35H167V34L162 33ZM162 35H160V36H162ZM168 35H169V34H168ZM180 35H181V34H180ZM205 35H206V34H205ZM234 35H235V34H234ZM261 35H262V34H260V36H261ZM18 36H19V35H18ZM23 36H24V35H23ZM34 36H36V35H34ZM43 36H45V35H43ZM85 36H87V35H85ZM85 36H84V37L81 36V38L83 37V38L86 39V38L88 37V36H87V37H85ZM127 36H126V37H127ZM134 36H135V35H134ZM139 36H140V35H139ZM219 36H220V35H219ZM52 37H53V36H52ZM71 37H72V36H71ZM98 37H99V36H98ZM98 37H97V38H98ZM109 37H110V36H109ZM122 37H124V35H122ZM130 37H131V36H130ZM130 37H129V38H130ZM140 37H141V36H140ZM140 37H138V38H140ZM147 37H149V36H147ZM152 37H153V35H152ZM155 37H156V39H157V36H155ZM164 37H166V36H164ZM181 37H182V36H181ZM207 37H209V36H207ZM217 37H218V36H217ZM235 37H236V36H235ZM240 37H241V36H240ZM42 38H43V37H42ZM45 38H46V37H45ZM73 38H74V37H73ZM75 38H76V37H75ZM92 38H93V37H92ZM101 38H105V39H106V37H101ZM142 38H143V35H142ZM144 38L147 39L146 37H144ZM166 38H167V37H166ZM166 38H165V39H166ZM172 38L175 39L173 36H172ZM177 38H178V36H177ZM186 38H187V37H186ZM220 38H221V37H220ZM223 38H224V37H223ZM223 38H221V39H223ZM225 38H226V37H225ZM229 38H231V37H229ZM243 38H244V37H243ZM12 39H13V38H12ZM19 39H20V38H19ZM29 39H31V38H29ZM47 39H48V38H47ZM121 39L123 40V38H121ZM130 39H131V38H130ZM132 39H133V36H132ZM135 39H136V38H135ZM149 39H150V38H149ZM152 39H153V38H152ZM160 39H162V38H160ZM163 39H164V38H163ZM178 39H181V38L179 37ZM187 39H189V38H187ZM238 39H239V38H238ZM254 39H255V37H254ZM0 40H1V39H0ZM15 40H16V39H15ZM45 40H46V39H45ZM93 40H94V39H93ZM98 40H100V39L98 38ZM119 40H120V39H119ZM137 40H138V39H137ZM147 40H148V39H147ZM147 40H146V41H147ZM176 40H177V39H175V41H176ZM184 40H185V39H184ZM255 40H256V39H255ZM2 41H3V40H2ZM16 41H17V40H16ZM18 41H20V40H18ZM21 41H22V40H21ZM26 41H27V40H26ZM47 41H48V40H47ZM76 41H77V40H76ZM123 41H124V40H123ZM128 41H129V40H128ZM131 41H132V40H131ZM138 41H139V40H138ZM141 41H142V40H141ZM152 41H154V40H152ZM155 41H156V40H155ZM181 41L183 42V38H182V40H180V42H181ZM208 41H209V40H208ZM211 41H212V40H211ZM211 41H210V43H211ZM216 41H217V40H216ZM230 41H233V40H230ZM30 42H31V41H30ZM87 42H88V41H87ZM89 42H92V39H91V41H89ZM89 42H88V43H89ZM93 42H94V41H93ZM93 42H92V43H93ZM95 42L97 43L96 39H95ZM107 42L109 43L108 40L106 41V43H107ZM135 42H136V40H135ZM150 42H151V41H150ZM171 42H172V40H171ZM177 42H178V41H177ZM180 42H179V43H180ZM182 42H181V43H182ZM185 42H186V41H185ZM228 42H229V41H228ZM242 42H243V41H242ZM11 43H12V42H11ZM42 43H43V42H42ZM47 43H48V42H47ZM47 43H46V44H47ZM76 43H78V42H76ZM80 43H81V42H80ZM98 43H100V42H98ZM103 43H104V42H103ZM130 43H131V42H130ZM140 43H141V42H140ZM143 43H145V42L143 41ZM143 43H142V44H143ZM151 43H152V42H151ZM153 43H154V42H153ZM156 43H157V42H156ZM162 43H164V42H162ZM162 43H161V45H162ZM172 43H173V42H172ZM175 43H176V42H175ZM33 44H34V43H33ZM38 44H39V43H38ZM43 44L45 45V43H43ZM72 44H73V43H72ZM83 44H84V43H83ZM85 44H86V43H85ZM100 44H102V43H100ZM100 44H99V45H100ZM104 44H105V43H104ZM124 44H125V42H124ZM132 44H133V42H132ZM134 44H135V43H134ZM137 44H138V42H137ZM157 44H158V43H157ZM168 44H169V43H168ZM213 44H215V43H213ZM218 44H219V43H218ZM28 45H29V44H28ZM30 45H32V44H30ZM39 45H40V44H39ZM78 45H80V44H78ZM86 45H87V44H86ZM91 45H92V44H91ZM99 45H98V46H99ZM130 45H131V44H130ZM152 45H153V44H152ZM159 45H160V44H159ZM169 45H170V44H169ZM178 45H179V44H178ZM188 45H189V44H188ZM197 45H198V44H197ZM244 45H245V44H244ZM247 45H248V44H247ZM247 45H246V47H247ZM249 45H250V44H249ZM24 46H26V45H25V42H24ZM24 46H22V47H24ZM32 46H33V45H32ZM103 46H104V45H103ZM138 46H139V45H138ZM143 46H144V45H143ZM143 46H142V47H143ZM146 46H147V45H145L144 47H146ZM157 46H158V45H157ZM157 46H155V48H156ZM170 46H171V45H170ZM172 46H173V45H172ZM183 46H184V45H183ZM186 46H187V45L185 44V46H184L185 49H187ZM217 46H218V45H217ZM250 46H251V45H250ZM4 47H5V46H4ZM39 47H40V46H39ZM39 47H38V48H39ZM66 47H67V46H66ZM75 47H76V46H75ZM94 47H95V46H94ZM134 47H135V45H134ZM142 47H141V48H142ZM147 47H148V46H147ZM149 47H151V46H149ZM210 47H211V46H210ZM212 47H213V46H212ZM212 47H211V48H212ZM244 47H245V46H244ZM2 48H3V47H2ZM14 48H15V47H14ZM33 48H35V46H34ZM90 48H91V47H90ZM96 48H100V47H96ZM151 48H152V47H151ZM158 48H159V47H158ZM178 48H179V47H178ZM188 48H189V46H188ZM207 48H208V47H207ZM7 49H8V48H7ZM7 49H6V50H7ZM18 49H19V48H18ZM26 49H27V48H26ZM39 49H40V48H39ZM52 49H53V48H52ZM88 49H89V48L87 47V50H88ZM92 49H93V48H92ZM130 49H131V48H130ZM134 49H136V47H135ZM134 49H133V50H134ZM149 49H150V48H149ZM244 49H245V48H244ZM244 49H243V50H244ZM24 50H25V48H24ZM33 50H34V52H35V49H32V50H30V51L33 52ZM46 50H48V49H46ZM50 50H51V49H50ZM50 50H48V51H50ZM102 50H104V49L102 48ZM127 50H128V49H127ZM138 50L140 51V48H139ZM164 50H165V49H164ZM181 50H182V49H181ZM188 50H189V49H188ZM249 50L251 51V49H248L247 52H248ZM252 50H253V49H252ZM16 51H17V50H16ZM25 51H26V50H25ZM52 51H53V50H52ZM85 51H86V50H85ZM94 51H95V50H94ZM96 51H97V50H96ZM96 51H95V52H96ZM157 51L159 52V50H157ZM166 51H167V50H166ZM174 51H175V50H174ZM182 51H183V50H182ZM206 51H207V50H206ZM235 51H236V50H235ZM238 51H239V50H238ZM241 51H242V50H241ZM10 52H11V51H10ZM12 52H13V51H12ZM12 52H11V53H12ZM22 52H23V51H22ZM34 52H33V53H34ZM37 52H38V51H36L35 53H37ZM54 52H56V51H54ZM68 52H69V51H68ZM83 52H84V51H83ZM91 52H92V51H91ZM107 52H108V51H107ZM132 52L134 53V51H132ZM142 52H143V51H142ZM146 52H147V50H146ZM188 52L190 53V50H189ZM251 52H253V51H251ZM1 53H2V51H1ZM17 53H18V51H17ZM26 53H27V52H26ZM40 53H41V51H40ZM40 53H39V54H40ZM56 53L59 54L58 52H56ZM70 53H71V52H70ZM96 53H97V52H96ZM100 53H101V52H100ZM130 53H131V52H130ZM135 53H136V52H135ZM152 53H153V51H152ZM168 53H169V52H168ZM170 53H171V52H170ZM200 53H202V52H200ZM7 54H8V53H7ZM12 54H13V53H12ZM21 54H22V53H21ZM21 54H20V55H21ZM39 54H38V55H39ZM50 54H51V53H50ZM63 54H64V53H63ZM63 54H62V55H63ZM65 54H66V52H65ZM94 54H95V53H94ZM98 54H99V53H98ZM101 54H102V53H101ZM101 54H100V55H101ZM141 54H142V53H141ZM153 54H155V53H153ZM186 54H187V53H186ZM193 54H194V53H193ZM204 54H205V53H204ZM237 54H238V53H237ZM252 54H253V53H252ZM9 55H10V54H9ZM9 55H8V56H9ZM13 55H14V54H13ZM17 55H19V54H17ZM20 55H19V56H20ZM30 55H31V54H30ZM62 55L60 56L61 58H62L63 56H65V55H63V56H62ZM70 55H71V54H70ZM70 55H69V56H70ZM91 55H92V54H91ZM128 55H129V54H128ZM135 55H136V54H135ZM149 55H150V54H149ZM159 55H160V54H159ZM197 55H198V54H197ZM199 55H200V54H199ZM205 55H206V54H205ZM207 55H208V54H207ZM245 55H246V54H245ZM245 55H244V56H245ZM0 56H2V54H1ZM14 56H15V55H14ZM24 56H25V55H24ZM27 56H28V54H27ZM34 56H35V54H34ZM44 56H45V55H44ZM44 56H43V57H44ZM67 56H68V55H67ZM74 56H75V55H74ZM98 56H99V55H98ZM107 56H108V53H107ZM131 56H132V55H130L129 57H131ZM138 56H140V54L138 55V53H137L136 57H138ZM161 56H163V55H161ZM174 56H175V55H174ZM189 56H191V55H189ZM203 56H204V55H203ZM244 56H243V57H244ZM2 57H3V56H2ZM6 57H7V56H6ZM12 57H13V56H12ZM17 57H18V56H17ZM20 57H21V56H20ZM20 57H19V58H20ZM55 57H56V56H55ZM86 57H87V56H86ZM88 57H89V56H88ZM129 57H128V58H129ZM134 57H135V56H133V58H134ZM141 57H142V55H141ZM144 57H145V56H144ZM144 57H143V58H144ZM154 57H155V56H154ZM157 57H158V56H157ZM175 57H176V56H175ZM175 57H174V58H175ZM183 57H184V56H183ZM183 57H182V59H183ZM185 57H187V56H185ZM191 57H193V56H191ZM198 57H199V56H198ZM238 57H239V56H238ZM3 58H4V57H3ZM21 58H22V57H21ZM21 58H20V59H21ZM32 58H33V57H32ZM44 58H46V57H44ZM51 58H52V54H51ZM63 58H64V57H63ZM65 58H66V56H65ZM91 58H92V57H91ZM128 58H127V59H128ZM5 59H6V58H5ZM23 59H24V58H23ZM26 59H27V58H26ZM89 59H90V58H89ZM92 59H94V57H93ZM92 59H91V60H92ZM97 59H99V58H97ZM144 59H145V58H144ZM144 59H143V60H144ZM146 59H147V58H146ZM148 59H149V58H148ZM148 59H147V61H148ZM185 59H186V58H185ZM185 59H184V60H185ZM196 59H197V58H196ZM196 59H195V60H196ZM239 59H240V58H239ZM241 59H242V56H241ZM6 60H7V59H6ZM6 60H5V61H6ZM14 60H15V59H14ZM14 60H13V58H12L11 61L13 62ZM24 60H25V59H24ZM34 60H36V59H34ZM53 60H54V59H53ZM59 60H61V59H59ZM79 60H81V59H79ZM86 60H87V59H86ZM91 60H90V61H91ZM110 60H111V58H110ZM113 60H114V59H113ZM122 60H123V59H122ZM131 60H132V59H131ZM131 60H130V61H131ZM143 60H142V61H143ZM187 60H188V59H186V61H187ZM190 60H191V59H190ZM209 60H210V59H209ZM211 60H212V59H211ZM39 61H40V60H39ZM66 61H67V60H66ZM68 61H69V60H68ZM68 61H67V62H68ZM95 61H96V60H95ZM124 61H125V60H124ZM134 61H135V60H134ZM145 61H146V60H145ZM147 61H146V62H147ZM149 61H150V60H149ZM154 61H155V60H154ZM156 61H157V58H156ZM175 61H176V60H175ZM175 61H174V62H175ZM193 61H194V59H193ZM249 61H250V59H249ZM16 62H17V60H16ZM21 62H22V61H21ZM34 62H35V61H34ZM36 62H37V61H36ZM55 62H56V61H55ZM63 62H65V61H63ZM69 62H70V61H69ZM69 62H68V65H69ZM87 62H88V61H87ZM107 62H108V61H107ZM110 62H111V61H110ZM151 62H152V60H151ZM177 62H178V61H177ZM252 62H253V61H252ZM6 63H7V62H6ZM17 63H18V62H17ZM29 63H30V61H29ZM29 63H28V64H29ZM40 63H41V62H40ZM71 63H72V62H71ZM75 63H76V62H75ZM80 63H81V62H80ZM96 63H97V62H96ZM112 63H113V61H112ZM122 63H123V62H122ZM130 63H132V62H130ZM144 63H145V62H144ZM152 63H153V62H152ZM178 63H179V62H178ZM184 63H185V62H184ZM190 63H191V62H190ZM8 64H10V63H8ZM12 64H13V63H12ZM20 64H21V63H20ZM22 64H23V63H22ZM24 64L26 65L25 61H24ZM28 64H27V65H28ZM66 64H67V63L65 62V65H66ZM106 64H107V63H106ZM127 64H128V62H127ZM133 64H134V63H133ZM140 64H142V63H140ZM155 64H156V63H155ZM182 64H183V63H182ZM220 64H221V63H220ZM17 65H18V64H17ZM27 65H26V66H27ZM56 65H57V64H56ZM60 65H61V63H60ZM60 65H59V67H60ZM77 65H78V64H77ZM79 65H80V64H79ZM104 65H105V64H104ZM107 65H108V64H107ZM117 65H118V64H117ZM125 65H126V64H125ZM131 65H132V64H131ZM135 65H136V64H135ZM153 65H154V64H153ZM186 65H188V64H186ZM186 65H185V67H186ZM200 65H201V64H200ZM230 65H231V64H230ZM252 65H253V64H252ZM21 66H22V65H21ZM46 66H47V65H46ZM48 66H50V65H48ZM48 66H47V67H48ZM52 66H53V65H52ZM63 66H64V65H63ZM132 66H133V65H132ZM143 66H144V65H143ZM146 66H147V65H146ZM155 66H156V65H155ZM222 66H223V65L221 64V67H222ZM13 67H14V66H13ZM31 67H32V66H31ZM40 67H41V65H40ZM40 67H38V68H39L38 71L40 70ZM43 67H44V66H42V69H43ZM74 67H75V66H74ZM103 67H104V66H103ZM109 67H110V66H109ZM114 67H115V66H114ZM117 67H118V66H117ZM127 67H128V66H127ZM133 67H134V66H133ZM135 67H136V66H135ZM139 67H140V66H139ZM226 67H227V66H225V68H226ZM232 67H233V66H232ZM248 67H249V66H248ZM8 68H9V67H8ZM11 68H12V67H11ZM11 68H9V69H11ZM16 68H17V67H16ZM18 68H19V67H18ZM18 68H17V69H18ZM22 68H24V67L22 66ZM29 68H30V67H29ZM33 68H34V67H33ZM48 68H49V67H48ZM53 68H54V66H53ZM53 68H52V69H53ZM64 68H65V67H64ZM64 68H63V69H64ZM66 68H67V67H66ZM75 68H76V67H75ZM87 68H88V67H87ZM123 68H124V67H123ZM130 68H131V67H130ZM148 68H149V66H148ZM159 68H160V67H159ZM162 68L164 69V67H162ZM166 68H167V67H166ZM175 68H176V67H175ZM12 69H15V68H12ZM25 69H26V68H25ZM30 69H31V68H30ZM35 69H36V68H35ZM35 69H33V70H35ZM46 69H47V68H46ZM52 69H51V70H52ZM59 69H61V68H59ZM71 69H72V68H70V70H71ZM82 69H83V68H82ZM104 69H105V68H104ZM108 69H109V68H108ZM118 69H120V68H118ZM163 69H162V70H163ZM255 69H256V68H255ZM19 70H20V69H19ZM33 70H32V71H33ZM57 70H58V69H57ZM67 70H68V69H67ZM79 70H80V69H79ZM83 70H84V69H83ZM89 70H90V69H89ZM120 70H122V69H120ZM130 70H131V69H130ZM153 70H155V69H153ZM156 70H157V69H156ZM174 70L177 71L176 69H174ZM15 71H16V70H15ZM29 71H30V70H29ZM40 71H42V70H40ZM46 71H47V70H46ZM49 71H50V70H49ZM71 71H72V70H71ZM75 71H76V70H75ZM91 71H92V70H91ZM101 71H102V70H100V72H101ZM157 71H158V70H157ZM171 71H172V70H171ZM204 71H205V69H204ZM6 72H8V71H6ZM20 72H21V71H20ZM25 72H26V71H25ZM27 72H28V71H27ZM36 72H37V70H36ZM50 72H51V71H50ZM52 72H54V71H52ZM63 72H64V70H63ZM77 72H79V71H77ZM89 72H90V71H89ZM89 72H88V73H89ZM106 72H107V71H106ZM117 72H118V71H117ZM120 72H121V71H120ZM153 72H154V71H153ZM233 72H234V71H233ZM0 73H1V71H0ZM38 73H39V72H38ZM42 73H43V72H42ZM65 73H66V72H65ZM74 73H75V72H74ZM85 73H86V72H84L83 74L85 75ZM91 73H92V72H91ZM110 73H111V72H110ZM110 73H109V74H110ZM123 73H124V72H123ZM127 73H129V72L127 71ZM127 73H126V74H127ZM135 73H136V72H135ZM143 73H144V72H143ZM157 73H158V72H157ZM161 73H162V72H161ZM161 73H160V74H161ZM168 73H169V70H168ZM21 74L23 75V73H21ZM29 74H31V73H29ZM36 74H37V73H36ZM40 74H41V72H40ZM55 74H56V73H55ZM57 74H58V73H57ZM63 74H64V73H63ZM71 74H72V73H71ZM81 74H82V73H81ZM100 74H101V73H100ZM113 74L115 75V72H113ZM131 74H132V72H131ZM195 74H196V73H195ZM206 74H207V73H206ZM230 74H231V73H230ZM244 74H245V73H244ZM13 75H14V74H13ZM19 75H20V74H19ZM24 75H25V74H24ZM31 75H33V74H31ZM37 75H38V74H37ZM37 75H36V76H37ZM45 75H47V74H45ZM58 75H59V74H58ZM107 75H108V74H107ZM110 75H111V74H110ZM119 75H120V73H119ZM121 75L124 76L122 73H121ZM121 75H120V77H122ZM165 75H166V74H165ZM253 75H254V74H253ZM10 76H11V75H10ZM38 76H39V75H38ZM40 76H41V75H40ZM42 76H44V75L42 74ZM53 76H54V75H53ZM64 76H65V75H64ZM64 76H62V77H64ZM90 76H91V75H90ZM92 76H93V75H92ZM101 76H102V75H101ZM105 76H106V75H105ZM105 76H103V77H105ZM129 76H131V75H129ZM129 76H128V77H129ZM135 76H136V75H135ZM135 76H134V78H135ZM138 76H139V75H138ZM146 76H147V75H146ZM159 76H160V75H159ZM256 76H257V75H256ZM256 76H255V77H256ZM14 77H15V76H14ZM20 77H21V76H20ZM27 77H28V76H27ZM30 77H31V76H30ZM30 77H29V78H30ZM48 77H49V76H48ZM78 77H79V76H77V78H78ZM81 77H82V76H81ZM85 77H86V76H85ZM94 77H95V76H94ZM128 77H127V78H128ZM157 77H158V76H157ZM175 77H176V76H175ZM178 77H179V76H178ZM200 77H201V76H200ZM227 77H228V75H227ZM231 77H232V76H231ZM231 77H230V78H231ZM239 77H240V76H239ZM250 77H251V76H250ZM5 78H6V77H5ZM12 78H13V77H12ZM22 78H23V77H22ZM24 78H25V77H24ZM24 78H23V80H22L23 82H24V80H25ZM29 78H28V79H29ZM35 78H36V77H35ZM35 78H34V79H35ZM42 78H44V77H42ZM82 78H83V77H82ZM154 78H155V77H154ZM163 78H164V77H163ZM176 78H177V77H176ZM232 78H233V77H232ZM243 78H244V77H243ZM31 79H32V78H31ZM34 79H33V80H34ZM59 79H60V78H59ZM78 79H79V78H78ZM86 79H87V78H86ZM90 79H91V78H90ZM203 79H204V78H203ZM225 79H226V78H225ZM237 79H238V78H237ZM252 79H253V78H252ZM2 80H3V79H2ZM12 80H13V79H12ZM20 80H21V78H20ZM26 80H27V79H26ZM73 80H74V79H73ZM76 80H77V79H76ZM88 80H89V79H88ZM118 80H120V78H119ZM122 80H123V79H122ZM125 80H126V79H125ZM131 80H132V79H130V81H131ZM150 80H151V79H150ZM233 80H234V79H233ZM244 80H246V79H244ZM0 81H1V80H0ZM14 81H15V83H17V82H16V79H15ZM46 81H47V80H46ZM48 81H49V80H48ZM57 81H58V80H57ZM59 81H60V80H59ZM79 81H80V80H79ZM79 81H78V82H79ZM82 81H83V80L81 79V82H82ZM120 81H121V80H120ZM132 81H133V80H132ZM134 81H135V80H134ZM134 81H133V82H134ZM136 81H137V79H136ZM194 81H195V80H194ZM234 81H235V80H234ZM240 81H241V78H240ZM246 81H247V80H246ZM258 81H259V80H258ZM23 82H21V83H23ZM31 82H33V81H31ZM31 82H30V83H31ZM35 82H36V81H35ZM67 82H68V81H67ZM74 82H75V81H74ZM76 82H77V81H76ZM84 82H85V81H84ZM141 82H142V80H141ZM143 82H144V81H143ZM6 83H7V82H6ZM8 83H9V81H8ZM42 83H43L42 85H44L45 82H42ZM53 83H54V81H53ZM85 83H86V82H85ZM87 83H88V82H87ZM93 83H94V82H93ZM120 83H121V82H120ZM146 83H147V82H146ZM152 83H153V82H152ZM193 83H194V82H193ZM197 83H198V82H197ZM201 83H202V82H201ZM235 83H236V82H235ZM242 83H243V82H242ZM33 84H34V83H33ZM45 84H46V83H45ZM48 84H50V83H48ZM55 84H56V82H55ZM60 84H61V83H60ZM118 84H119V83H118ZM125 84H126V83H125ZM154 84H155V82H154ZM177 84H180V83H177ZM205 84H206V82H205ZM207 84H208V83H207ZM210 84H211V83H210ZM0 85L2 86V84H0ZM7 85H8V84H7ZM39 85H40V84H39ZM39 85H38V86H39ZM57 85H58V84H57ZM70 85H72V84H70ZM73 85H74V84H73ZM80 85H81V84H80ZM82 85H83V84H82ZM119 85H120V84H119ZM140 85H141V84H140ZM144 85H145V84H144ZM175 85H176V84H175ZM217 85H219V84H217ZM220 85H221V84H220ZM249 85H250V82H249ZM257 85H258V84H257ZM257 85H256V86H257ZM14 86H15V85H14ZM29 86H30V85H29ZM33 86H34V85H33ZM58 86H59V85H58ZM130 86H132V85H130ZM206 86H207V85H206ZM214 86H215V85H214ZM214 86H213V87H214ZM235 86H236V85H235ZM34 87H35V86H34ZM34 87H33V88H34ZM42 87H43V86H42ZM49 87H50V86H49ZM61 87H62V86H61ZM76 87H77V86H76ZM121 87H122V86H121ZM121 87H119V88L121 89ZM132 87H133V86H132ZM135 87H136V86H135ZM178 87H179V86H178ZM187 87H188V86H187ZM213 87H212V88H213ZM222 87H224V86H222ZM222 87H221V88H222ZM236 87H237V86H236ZM238 87H239V86H238ZM238 87H237V88H238ZM242 87H244V86H242ZM246 87H247V86H246ZM254 87H255V86H254ZM254 87H253V89H254ZM263 87H264V86H263ZM263 87H262V89H263ZM31 88H32V86H31ZM66 88H67V87H66ZM70 88H71V86H70ZM74 88H75V86H74ZM80 88H81V87H80ZM119 88H118V89H119ZM133 88H134V87H133ZM142 88H143V87H142ZM219 88H220V87H219ZM226 88H227V87H226ZM226 88H225V89H226ZM233 88H234V87H233ZM247 88H248V87H247ZM255 88H256V87H255ZM6 89H7V88H6ZM6 89H5V90H6ZM9 89H10V88H9ZM14 89H16V88H14ZM14 89H13V90H14ZM18 89H19V88H18ZM23 89H24V88H23ZM27 89H28V88H27ZM38 89H39V88H38ZM60 89H62V88H60ZM81 89H82V88H81ZM83 89H84V88H83ZM131 89H132V88H131ZM135 89H138V88H135ZM140 89H141V87H140ZM140 89H139V91H140ZM146 89H147V88H146ZM161 89H162V88H161ZM174 89H175V88H174ZM208 89H209V88H208ZM216 89H217V88H216ZM235 89H236V88H235ZM260 89H261V88H260ZM5 90H4V91H5ZM25 90H26V89H25ZM49 90H50V89H49ZM68 90H69V88H68ZM116 90H117V89H116ZM124 90H125V89H124ZM132 90L134 91V89H132ZM142 90H143V89H142ZM178 90H179V89H178ZM178 90H177V91H178ZM189 90H190V89H189ZM37 91H39V90H37ZM41 91H42V90H41ZM72 91H73V90H72ZM76 91H78V89H77ZM84 91H85V90H84ZM87 91H88V90H87ZM126 91H127V89H126ZM126 91H124V93H125ZM128 91H131V90H128ZM137 91H138V90H137ZM162 91H163V90H162ZM165 91H166V90H165ZM182 91H183V90H182ZM219 91H220V90H219ZM223 91H224V90H222V92H223ZM230 91H231V90H230ZM250 91H251V90H250ZM250 91H249V92H250ZM253 91H254V90H253ZM263 91H264V90H263ZM263 91H261V92H263ZM7 92H8V91H7ZM15 92H16V91H15ZM34 92H36V90H35ZM34 92H32V93H34ZM50 92H51V91H50ZM114 92H115V91H114ZM178 92H179V91H178ZM205 92H206V91H205ZM205 92H204V93H205ZM211 92H212V91H211ZM254 92H257V91H254ZM4 93H5V92H4ZM10 93H11V92H10ZM64 93H65V92H64ZM69 93H70V92H69ZM72 93H73V92H72ZM119 93H121V91H120ZM122 93H123V91H122ZM133 93H134V92H133ZM242 93H243V92H242ZM251 93H252V92H251ZM21 94H22V93H21ZM23 94H24V93H23ZM74 94H75V93H74ZM81 94H82V93H81ZM107 94H108V93H107ZM109 94H110V93H109ZM115 94H117V93H114L113 95L116 96ZM131 94H132V92H131ZM140 94H142V93L140 92ZM143 94H144V93H143ZM158 94H159V93H158ZM160 94H161V92H160ZM172 94H173V93H172ZM206 94H207V93H206ZM211 94L214 95V93H211ZM224 94H225V93H224ZM243 94H244V93H243ZM259 94H260V93H259ZM263 94H264V93H263ZM38 95H39V94H38ZM46 95H47V94H46ZM66 95H67V93H66ZM121 95H122V94H121ZM132 95H134V94H132ZM136 95H137V94H136ZM144 95H145V94H144ZM188 95H189V94H188ZM213 95H212V96H213ZM219 95H220V94H219ZM227 95H228V94H227ZM255 95H256V94H255ZM21 96H22V95H21ZM32 96H33V95H32ZM50 96H51V95H50ZM67 96H68V95H67ZM71 96H72V95H71ZM74 96H75V95H74ZM78 96H79V95H78ZM81 96H82V95H81ZM110 96H111V95H110ZM117 96H118V95H117ZM122 96H123V95H122ZM122 96H120V97H122ZM129 96H131V95H129ZM216 96H217V94H216ZM225 96H226V95H225ZM249 96H250V95H249ZM261 96H262V95H261ZM8 97H9V96H8ZM25 97H26V96H25ZM42 97H43V96H42ZM45 97H46V96H45ZM79 97H80V96H79ZM79 97H77V98H79ZM84 97H85V96H84ZM102 97H103V96H102ZM102 97H101V98H102ZM118 97H119V96H118ZM123 97H124V96H123ZM134 97H135V96H134ZM142 97L144 98V96H142ZM247 97H248V94H247ZM66 98H67V97H66ZM82 98H83V97H82ZM86 98H87V97H86ZM104 98H105V97H103L102 99H104ZM108 98H110V97H108ZM130 98H131V97H130ZM186 98H187V97H186ZM190 98H191V97H190ZM195 98H196V97H195ZM218 98H219V97H218ZM221 98H222V97H221ZM245 98H246V97H245ZM261 98L263 99V97H261ZM42 99H43V98H42ZM42 99H41V100H42ZM73 99H74V98H73ZM84 99H85V98H84ZM110 99H111V98H110ZM112 99H113V98H112ZM112 99H111V100H112ZM115 99H116V98H115ZM131 99H132V98H131ZM141 99H142V98H141ZM191 99H192V98H191ZM191 99H190V100H191ZM219 99H220V98H219ZM253 99H254V98H253ZM253 99H252V100H253ZM1 100H2V99H1ZM9 100H10V99H9ZM44 100H45V99H44ZM74 100H75V99H74ZM77 100H78V99H77ZM113 100H114V99H113ZM133 100H134V99H133ZM186 100H188V99H186ZM190 100H189V101H190ZM197 100H199V99H197ZM240 100H241V99H240ZM243 100H244V99H243ZM252 100H251V101H252ZM258 100H259V99H258ZM3 101H4V100H3ZM130 101H131V100H130ZM130 101H129V104H130ZM138 101H140V98H139ZM153 101H154V100H153ZM247 101H248V100H247ZM249 101H250V99H249ZM251 101H250V102H251ZM7 102H8V101H7ZM27 102H28V101H27ZM30 102H31V101H30ZM37 102H38V101H37ZM44 102H45V101H44ZM64 102H65V101H64ZM75 102H76V101H75ZM105 102H107V99L105 100ZM119 102H120V101H119ZM126 102H127V101H126ZM136 102H137V100H136ZM185 102H186V101H185ZM205 102H206V101H205ZM250 102H249V104H250ZM255 102H256V101H255ZM257 102H258V101H257ZM41 103H42V102H41ZM113 103H114V101H113ZM113 103H112V105H113ZM122 103H123V102H122ZM124 103H125V102H124ZM186 103H187V102H186ZM192 103H193V102H192ZM192 103H191V104H192ZM42 104L44 105V103H42ZM45 104H47V106H48V102L45 103ZM66 104H68V103H66ZM101 104H103V103H101ZM104 104H105V103H104ZM125 104H126V103H125ZM125 104H124V105H125ZM143 104H144V103H142V104H140V105H143ZM191 104H190V105H191ZM195 104H196V103H195ZM245 104H246V103H245ZM15 105H16V104H15ZM20 105H21V104H20ZM24 105H25V104H24ZM30 105H31V104H30ZM30 105H29V106H30ZM39 105H40V104H39ZM69 105H70V104H69ZM105 105L109 106L110 103H109V105H108V104H105ZM116 105H117V104H116ZM120 105H121V104H120ZM135 105H136V104H135ZM145 105H146V104H145ZM26 106H28V105H26ZM40 106H41V105H40ZM59 106H60V105H59ZM118 106H119V105H118ZM126 106H127V104H126ZM148 106H149V105H148ZM185 106H186V105H185ZM245 106H246V105H245ZM0 107H1V106H0ZM6 107H7V106H6ZM13 107H14V106H13ZM61 107H62V106H61ZM80 107H81V106H80ZM87 107H88V106H87ZM109 107H110V106H109ZM116 107H117V106H116ZM119 107H120V106H119ZM127 107H128V106H127ZM129 107H130V106H129ZM142 107H143V106H142ZM177 107H178V106H177ZM199 107H200V106H199ZM29 108H30V107H29ZM33 108H34V107H33ZM40 108L42 109V107H40ZM69 108H70V107H69ZM73 108H74V107H73ZM131 108H132V106L130 107V109H131ZM143 108H144V107H143ZM182 108H184V107H182ZM192 108H193V107H192ZM239 108H240V107H239ZM261 108H262V107H261ZM26 109H27V108H26ZM31 109H32V108H31ZM35 109H36V108H35ZM35 109H34V111H35ZM62 109H63V108H62ZM77 109H78V108H77ZM80 109H81V108H80ZM97 109H98V108H97ZM101 109H102V108H101ZM112 109H114V108L112 107ZM201 109H202V108H201ZM230 109H231V108H230ZM242 109H243V108H242ZM11 110H12V107H11ZM28 110H29V109H28ZM36 110H37V109H36ZM50 110H51V109H50ZM54 110H55V109H54ZM56 110H60V109H56ZM67 110H68V109H67ZM67 110H66V111H67ZM84 110H85V109H84ZM95 110H96V109H95ZM102 110H104V109H102ZM107 110H108V108H107ZM109 110H110V109H109ZM114 110H115V109H114ZM116 110H117V109H116ZM119 110H120V109H119ZM137 110H138V109H137ZM147 110H148V109H147ZM179 110H181V109H179ZM217 110H218V109H217ZM1 111H2V110H0V112H1ZM22 111H23V110H22ZM29 111H30V110H29ZM29 111H28V112H29ZM32 111H33V110H32ZM60 111H61V110H60ZM70 111H71V110H70ZM72 111H73V110H72ZM111 111H112V110H111ZM128 111H129V110H128ZM131 111H132V109H131ZM138 111H139V110H138ZM138 111H137V113H138ZM148 111H149V110H148ZM185 111H186V109H185ZM245 111H246V110H245ZM259 111H260V110H259ZM76 112H77V111H76ZM81 112H83V111H81ZM91 112H92V111H91ZM100 112H101V111H100ZM107 112H108V111H107ZM121 112H122V111H120V113H121ZM133 112H134V111H133ZM139 112H140V111H139ZM153 112H154V111H153ZM158 112H159V111H158ZM194 112H196V111H194ZM237 112H238V111H237ZM7 113H8V111H7ZM7 113H6V114H7ZM24 113H26V112H24ZM33 113H34V112H33ZM39 113H40V112H39ZM52 113H53V112H52ZM58 113H59V112H58ZM67 113H68V112H67ZM89 113H90V112H89ZM108 113H109V112H108ZM110 113H111V112H110ZM129 113H130V112H129ZM135 113H136V109H135ZM150 113H151V112H150ZM196 113H197V112H196ZM243 113H244V112H243ZM246 113H247V112H246ZM29 114H30V113H29ZM34 114H35V113H34ZM46 114H47V113H46ZM76 114H77V113H76ZM82 114H83V113H82ZM85 114H86V113H85ZM104 114H105V113H104ZM118 114H119V113H118ZM180 114H181V113H180ZM188 114H189V113H188ZM240 114H241V112H240ZM23 115H25V114H23ZM54 115H55V114H54ZM54 115H53V116H54ZM73 115H74V114H73ZM77 115H78V114H77ZM80 115H81V113H80ZM105 115H106V114H105ZM139 115H140V114H139ZM199 115H200V114H199ZM258 115H259V114H258ZM260 115H261V114H260ZM0 116H1V115H0ZM25 116H26V115H25ZM64 116H65V115H64ZM78 116H79V115H78ZM95 116H96V115H95ZM101 116H104V115H101ZM106 116H107V115H106ZM109 116H110V114L108 115V117H109ZM112 116H113V115H112ZM115 116H116V115H114V118H115ZM121 116H123V118H124V115H122V113H121ZM126 116H127V115H126ZM136 116H137V115H136ZM145 116H146V115H145ZM240 116H241V115H240ZM32 117H33V116H32ZM46 117H47V116H46ZM58 117H59V116H58ZM62 117H63V116H62ZM88 117H90V115H88ZM99 117H100V116H99ZM110 117H111V116H110ZM117 117H118V116H117ZM131 117H132V116H130V118H131ZM200 117H201V115H200ZM213 117H214V116H213ZM254 117H255V116H254ZM5 118H6V117H5ZM7 118H8V117H7ZM21 118H24V117H21ZM56 118H57V117H56ZM65 118H66V117H65ZM72 118H73V117H72ZM72 118H71V119H72ZM79 118H80V116H79ZM79 118H78V119H79ZM81 118H84V117L81 116ZM66 119H67V118H66ZM106 119H107V118H106ZM115 119H116V118H115ZM119 119H120V118H119ZM135 119H136V118H135ZM217 119H218V118H217ZM237 119H238V118H237ZM2 120H3V119H2ZM29 120H30V119H29ZM44 120H45V117H44ZM46 120H47V119H46ZM53 120H54V119H53ZM58 120H59V119H58ZM86 120H87V119H86ZM93 120H94V116H93V118H92V121H93ZM95 120H96V119H95ZM99 120H100V119H99ZM121 120H122V119H121ZM126 120H129V119H126ZM133 120H134V119H133ZM142 120H143V119H142ZM182 120H183V119H182ZM182 120H181V121H182ZM259 120H260V119H259ZM259 120H258V121H259ZM263 120H264V118H263ZM22 121H23V120H21V122H22ZM74 121H77V119H75ZM74 121H73L72 123H75ZM90 121H91V118H90ZM97 121H98V120H97ZM104 121H105V120H104ZM118 121H119V120H118ZM153 121H154V120H153ZM240 121H241V120H240ZM25 122H26V121H25ZM27 122H28V121H27ZM47 122H48V121H47ZM59 122H60V121H59ZM64 122H66V121H64ZM68 122H70V120H69ZM79 122H80V120H79ZM128 122H129V121H128ZM134 122H135V121H134ZM138 122H139V118H138ZM241 122H242V121H241ZM243 122H245V121H243ZM259 122H260V121H259ZM22 123H23V122H22ZM36 123H37V122H36ZM48 123H49V122H48ZM48 123H46V124L48 125ZM61 123H62V122H61ZM81 123H82V122H81ZM85 123L87 124L88 121L85 122ZM94 123H95V122H94ZM96 123H97V122H96ZM99 123H100V122H98V124H99ZM102 123H103V122H102ZM104 123H105V122H104ZM107 123H108V122H107ZM107 123H106V124H107ZM114 123H115V122H114ZM129 123H130V122H129ZM221 123H222V121H221ZM237 123H238V122L236 121V124H237ZM245 123H246V122H245ZM43 124L45 125L44 122H43ZM62 124H64V123H62ZM62 124H61V125H62ZM77 124H78V123H77ZM77 124H76V125H77ZM86 124H85V125H86ZM108 124H109V123H108ZM111 124H112V123H111ZM140 124H141V123H140ZM213 124H214V123H213ZM239 124H240V123H239ZM22 125H23V124H22ZM37 125H38V124H37ZM56 125H57V124H56ZM69 125H70V124H69ZM76 125H75V127H76ZM89 125H90V124H89ZM89 125H88V126H89ZM93 125H94V124H93ZM99 125H100V124H99ZM99 125H97V126H99ZM115 125H116V124H115ZM118 125H119V124H118ZM126 125H127V124H126ZM128 125H129V124H128ZM132 125H133V124H132ZM144 125H145V124H144ZM227 125H228V124H227ZM233 125H234V124H233ZM240 125H241V124H240ZM14 126H15V125H14ZM18 126H19V124H18ZM79 126H80V125H79ZM79 126H78L77 128H80ZM101 126H102V125H101ZM234 126H235V125H234ZM42 127H44V126H42ZM61 127H62V129H63V126H61ZM68 127H69V126H68ZM82 127H83V124H82ZM95 127H96V124H95ZM116 127H119V126H116ZM180 127H181V126H180ZM194 127H195V126H194ZM211 127H212V126H211ZM219 127H220V126H219ZM22 128H23V127H22ZM64 128H65V127H64ZM89 128H90V127H89ZM120 128H121V127H120ZM128 128H129V126H128ZM128 128H127V129H128ZM142 128H143V127H142ZM10 129H11V128H10ZM10 129H9V130H10ZM20 129H21V128H20ZM27 129H28V128H27ZM50 129H52V128H50ZM55 129H57V128L55 127ZM58 129H59V128H58ZM85 129H86V128H85ZM104 129H105V128H104ZM108 129H110V127H109ZM113 129H115V128H113ZM136 129H137V128H136ZM139 129H140V128H139ZM143 129H144V128H143ZM173 129H174V128H173ZM221 129H222V128H221ZM227 129H228V128H227ZM253 129H254V128H253ZM30 130H31V129H30ZM48 130H49V129H48ZM66 130H67V129H66ZM71 130H72V129H71ZM82 130H84V129H82ZM82 130H81V131H82ZM88 130H90V129H88ZM95 130H96V129H95ZM100 130H101V129H100ZM130 130H131V129H130ZM134 130H135V129H134ZM147 130H149V129H147ZM208 130H209V129H208ZM258 130H259V129H258ZM37 131H38V130H37ZM37 131H36V132H37ZM39 131H40V130H39ZM46 131H47V130H46ZM49 131H50V130H49ZM57 131H59V130H57ZM60 131H61V130H60ZM69 131H70V130H69ZM77 131H78V130H77ZM91 131H92V130H91ZM97 131H98V128H97ZM124 131H125V130H124ZM124 131H123V132H124ZM136 131H137V130H136ZM18 132H19V131H18ZM51 132H52V131H51ZM73 132H74V131H73ZM88 132H89V131H88ZM101 132H102V131H101ZM115 132H116V131H115ZM119 132H121V130H120ZM147 132H148V131H147ZM149 132H150V131H149ZM149 132H148V133H149ZM253 132H254V131H253ZM13 133H14V131H13ZM16 133H17V132H16ZM23 133H24V132H23ZM23 133H22V135H26V134H23ZM34 133H35V132H34ZM57 133H58V132H57ZM59 133H60V132H59ZM65 133H66V132H65ZM70 133H71V132H70ZM74 133H75V132H74ZM90 133H91V132H90ZM90 133H88V134H90ZM94 133H95V132H94ZM106 133H107V132H106ZM106 133H105V134H106ZM113 133H114V132H113ZM113 133H112V134H113ZM121 133H122V132H121ZM138 133H140V132H138ZM138 133H136V134H138ZM141 133H144V132L141 131ZM141 133H140V134H141ZM145 133H146V132H145ZM216 133H218V132L216 131ZM250 133H251V132H250ZM14 134H15V133H14ZM37 134H38V133H37ZM63 134H64V133H63ZM76 134H77V133H76ZM88 134H87V135H88ZM95 134H96V133H95ZM117 134H118V133H117ZM125 134H126V133H125ZM130 134H132V133L130 132ZM130 134H129V136H130ZM182 134H183V133H182ZM197 134H198V132H197ZM214 134H215V133H214ZM214 134H213V135H214ZM247 134H248V133H247ZM10 135H11V134H10ZM18 135H19V134H18ZM47 135H48V134H47ZM49 135H50V134H49ZM54 135H55V134H54ZM70 135H71V134H70ZM96 135H97V134H96ZM100 135H101V134H99V136H100ZM114 135H115V134H114ZM151 135H152V134H151ZM216 135H217V134H216ZM58 136H59V135H58ZM63 136H64V135H63ZM66 136H67V135H66ZM73 136H75V135H73ZM85 136H86V134H85ZM105 136H106V135H105ZM120 136H121V134H120ZM123 136H124V135H123ZM126 136H127V135H126ZM142 136H143V135H142ZM161 136H162V135H161ZM249 136H250V135H249ZM254 136H257V134L254 135ZM258 136H259V135H258ZM7 137H8V136H7ZM21 137H22V136H21ZM64 137H65V136H64ZM75 137H76V136H75ZM78 137H79V136H77V138H78ZM107 137H108V136H107ZM110 137H112V136H110ZM130 137H131V136H130ZM130 137H129V138L126 137V138H127V139H130ZM132 137H133V136H132ZM139 137H140V136H139ZM148 137H150V136H148ZM152 137H153V136H152ZM162 137H163V136H162ZM175 137H176V136H175ZM0 138H1V137H0ZM13 138H15V137H13ZM13 138L10 139V140L13 141ZM34 138H35V137H34ZM38 138H39V137H38ZM53 138H54V136H53ZM61 138H62V137H61ZM96 138H97V136H96ZM102 138H103V136H102ZM115 138H116V137H115ZM170 138H171V137H170ZM188 138H189V137H188ZM8 139H9V138H8ZM18 139H19V138H18ZM70 139H71V138H70ZM74 139H75V138H74ZM111 139H112V138H111ZM120 139H122V137H121ZM162 139H163V138H162ZM211 139H212V137H211ZM6 140H7V139H6ZM27 140H28V139H27ZM45 140H46V139H45ZM76 140H77V139H76ZM76 140H75V141H76ZM80 140H81V139H80ZM123 140H124V137H123ZM135 140H136V139H135ZM14 141H15V140H14ZM17 141H18V140H17ZM39 141H40V140H39ZM66 141H67V139H66ZM81 141L83 142V139H82ZM118 141H119V140H118ZM127 141H128V140H127ZM129 141H130V140H129ZM129 141H128V142H129ZM142 141H143V140H142ZM152 141H153V138H152ZM171 141H172V140H171ZM182 141H183V140H182ZM23 142H25V141H23ZM52 142H54V141H52ZM55 142H56V141H55ZM57 142H58V141H57ZM71 142H72V141H71ZM96 142H97V141H96ZM116 142H117V141H116ZM121 142H122V141H121ZM131 142H132V141H131ZM136 142H137V141H136ZM136 142H134V143H136ZM144 142H145V141H144ZM144 142H143V143H144ZM30 143H31V141H30ZM36 143H37V142H36ZM42 143H43V142H42ZM77 143H78V142H77ZM117 143H119V142H117ZM117 143H116V145H117ZM137 143H138V142H137ZM150 143H151V142H150ZM186 143H188L187 140H186ZM193 143H194V142H193ZM220 143H222V142H220ZM24 144H26V142H25ZM66 144L69 145L70 143H66ZM82 144H83V143H82ZM93 144H94V143H93ZM112 144H113V143H112ZM138 144H140V143H138ZM155 144H156V143H155ZM161 144H162V143H161ZM194 144H195V143H194ZM27 145H28V144H27ZM37 145H38V144H37ZM48 145H49V144H48ZM51 145H52V144H51ZM97 145H98V143H97ZM122 145H123V144H122ZM162 145H163V144H162ZM175 145H177V144L175 143ZM12 146H13V145H12ZM14 146H15V145H14ZM28 146H29V145H28ZM28 146H26V147H28ZM38 146H39V145H38ZM54 146H55V145H54ZM64 146H65V144H64ZM64 146H63V148H64ZM72 146H73V145H72ZM78 146H79V145H78ZM90 146H92V145H90ZM119 146H120V145H119ZM131 146H132V145H131ZM139 146H140V145H139ZM146 146H147V145H146ZM173 146H174V145H173ZM245 146H246V145H245ZM24 147H25V146H24ZM24 147H23V148H24ZM69 147H70V146H69ZM75 147H76V145H75ZM81 147H82V146H81ZM95 147H99V146H95ZM104 147H105V146H104ZM113 147H114V146H113ZM141 147H142V146H141ZM7 148H8V147H7ZM15 148H16V147H15ZM48 148H49V147H48ZM60 148H61V145H60ZM115 148H116V147H115ZM166 148H167V147H166ZM180 148H181V147H180ZM190 148H191V147H190ZM214 148H215V147H214ZM216 148H217V147H216ZM216 148H215V151H216ZM240 148H242V147L240 146ZM18 149H19V148H18ZM26 149H27V148H26ZM67 149H68V147L66 148V150H67ZM80 149H81V148H80ZM89 149H90V148H89ZM91 149H92V148H91ZM123 149H124V148H123ZM142 149H143V148H142ZM142 149H141V150H142ZM145 149H146V148H145ZM187 149H188V148H187ZM194 149H195V148H194ZM98 150H99V149H98ZM121 150H122V149H121ZM121 150H120V151H121ZM143 150H144V149H143ZM191 150H192V149H191ZM200 150H201V149H200ZM202 150H203V149H202ZM237 150H239V149H237ZM21 151H22V149H21ZM43 151H44V150H43ZM59 151H60V150H59ZM84 151H85V150H84ZM84 151H83V152H84ZM86 151H87V150H86ZM89 151H90V150H89ZM96 151H97V150H95V152H96ZM107 151H108V150H107ZM109 151H111V150H109ZM112 151H113V150H112ZM112 151H111V152H112ZM116 151H117V150H116ZM122 151H124V150H122ZM195 151H196V150H195ZM203 151H205V149H204ZM218 151H219V150H218ZM240 151H241V150H240ZM243 151H244V150H243ZM35 152H36V151H35ZM51 152H53V151L51 150ZM61 152H62V151H61ZM61 152H60V153H61ZM63 152L66 154L65 151H63ZM63 152H62V153H63ZM92 152H93V150H92ZM97 152H98V151H97ZM97 152H96V153H97ZM99 152H100V151H99ZM103 152H104V151H103ZM144 152H145V151H144ZM144 152H142V153L144 154ZM216 152H217V151H216ZM27 153H28V152H27ZM109 153H110V152H109ZM116 153H117V152H116ZM116 153H113V154H116ZM121 153H122V152H121ZM140 153H141V152H140ZM142 153H141V154H142ZM182 153H185V152L183 151ZM205 153H206V152H205ZM40 154L42 155L43 152L40 153ZM47 154H49V152H48ZM67 154H68V153H67ZM122 154H124V152H123ZM141 154H140V155H141ZM147 154H149V153H147ZM169 154H170V152H169ZM175 154H176V153H175ZM207 154H208V153H207ZM209 154H210V152H209ZM216 154H217V153H216ZM235 154H236V153H235ZM238 154H239V152H238ZM16 155H17V154H16ZM31 155H33V153H31ZM49 155H50V154H49ZM49 155H48V158H49ZM55 155H56V154H55ZM92 155H93V153H92ZM173 155H174V154H173ZM176 155H177V154H176ZM205 155H206V154H205ZM240 155H242V154H240ZM247 155H248V154H247ZM2 156H3V155H2ZM10 156H11V155H10ZM23 156H24V155H23ZM26 156H27V155H26ZM28 156H30V155H28ZM53 156H54V154H53ZM87 156H88V155H87ZM94 156H95V155H94ZM99 156H100V155H98V158H99ZM114 156H115V155H114ZM152 156H153V155H152ZM199 156H200V155H199ZM203 156H204V155H203ZM220 156H221V154H220ZM237 156H238V155H237ZM242 156H243V155H242ZM242 156H241V157H242ZM8 157H9V156H8ZM11 157H12V156H11ZM43 157H44V156H43ZM46 157H47V156H46ZM67 157H68V156H67ZM108 157H109V156H108ZM111 157H113V156H111ZM123 157H124V156H123ZM132 157H133V156H132ZM148 157H150V156H148ZM175 157H176V156H175ZM200 157H201V156H200ZM208 157H209V156H208ZM211 157H212V155H211ZM2 158H3V157H2ZM4 158H5V157H4ZM50 158H51V156H50ZM52 158H53V157H52ZM52 158H51V159H52ZM88 158H90V157H88ZM92 158H93V157H92ZM105 158H106V157H105ZM109 158H110V157H109ZM126 158H127V156H126ZM129 158H130V157H129ZM136 158H137V156H136ZM151 158H153V157H151ZM171 158H172V157H171ZM177 158H178V157H176V159H177ZM209 158H210V157H209ZM215 158H216V157H215ZM234 158H235V157H234ZM236 158H238V157H236ZM247 158H248V157H247ZM250 158H251V157H250ZM5 159H6V158H5ZM46 159H47V158H46ZM120 159H121V158H120ZM142 159H143V158H142ZM153 159H154V158H153ZM200 159H201V158H200ZM205 159H206V157H205ZM241 159H242V158H241ZM241 159H240V160H241ZM243 159H244V158H243ZM8 160H9V159H8ZM28 160H29V159H28ZM31 160H32V159H31ZM42 160H43V159H42ZM56 160H57V159H56ZM87 160H88V159H87ZM95 160H96V159H95ZM116 160H118V158H117ZM122 160H123V158H122ZM216 160H217V158H216ZM233 160H235V159H233ZM244 160H245V159H244ZM250 160H251V159H250ZM5 161H6V160H5ZM44 161H45V160H44ZM57 161H58V160H57ZM93 161H94V160H92V162H93ZM132 161H133V160H132ZM137 161H138V160H137ZM146 161H147V160H146ZM200 161H201V160H200ZM218 161H219V160H218ZM222 161H223V160H222ZM231 161H232V160H231ZM12 162H13V161H12ZM39 162H41V161H39ZM52 162H53V161H52ZM71 162H72V161H71ZM88 162H89V160H88ZM95 162H96V161H95ZM100 162H102V161H100ZM110 162H112V161H110ZM113 162H114V161H113ZM120 162H121V160H120ZM126 162H127V161H126ZM139 162H140V160H139ZM142 162H144V161L141 160V164H144V163H142ZM178 162H179V160H178ZM203 162H204V160H203ZM211 162H212V160H211ZM215 162H216V161H215ZM243 162H244V161H243ZM8 163H9V162H8ZM10 163H11V162H10ZM89 163H90V162H89ZM124 163H125V162H124ZM133 163H134V162H133ZM196 163H197V161H196ZM230 163H231V162H230ZM251 163H252V162H251ZM3 164H4V163H3ZM12 164H13V163H12ZM90 164H91V163H90ZM93 164H94V163H93ZM93 164H92V165H93ZM103 164H104V163H103ZM105 164H106V163H105ZM111 164H112V163H111ZM151 164H152V163H151ZM210 164H211V163H209V166L211 167ZM212 164H213V163H212ZM216 164H217V163H216ZM220 164H221V163H220ZM241 164H243V163H241ZM32 165H33V164H32ZM68 165H69V164H68ZM68 165H67V166H68ZM86 165H87V164H86ZM109 165H110V164H109ZM109 165H108V166H109ZM116 165H117V164H116ZM133 165H135V164H133ZM147 165H149L148 162H147ZM176 165H177V164H176ZM221 165H223V164H221ZM224 165H225V164H224ZM227 165H228V163H227ZM247 165H248V164H247ZM2 166H3V165H2ZM5 166H6V165H5ZM5 166H4V168H5ZM12 166L14 167V165H12ZM12 166H11V167H12ZM24 166H25V165H24ZM26 166H27V165H26ZM53 166H55V165H53ZM81 166H82V165H81ZM88 166H89V165H88ZM93 166H95V165H93ZM122 166H123V163H122ZM137 166H138V165H137ZM202 166H204V164H203ZM218 166H219V165H218ZM228 166H229V165H228ZM238 166H239V165H238ZM7 167H8V166H7ZM43 167H44V166H43ZM97 167H98V166H97ZM103 167H104V166H103ZM113 167H114V166H113ZM127 167H128V165H127ZM177 167H178V166H177ZM219 167H220V166H219ZM223 167H224V166H223ZM27 168H28V167H27ZM64 168H66V166H65ZM85 168H87V170H88V167H85ZM94 168H95V167H94ZM101 168H102V167H101ZM104 168L109 169L107 166L104 167ZM142 168H143V167H142ZM150 168H151V167H150ZM183 168H184V166H183ZM202 168L204 169V167H202ZM224 168L226 169V173H227V175H229L228 172H227V168H226V167H224ZM233 168H234V167H233ZM242 168H243V167H242ZM249 168H250V167H249ZM43 169H44V168H43ZM45 169H46V171H47V168H45ZM50 169H52V168H50ZM111 169H112V167H111ZM140 169H141V168H140ZM144 169H145V168H144ZM211 169H212V168H211ZM220 169H221V168H220ZM238 169H239V168H238ZM30 170H31V168H30ZM54 170H55V169H54ZM87 170H86V171H87ZM91 170H92V168H91ZM102 170H103V168H102ZM104 170H105V169H104ZM104 170H103V171H104ZM119 170H120V169H119ZM137 170H138V169H137ZM147 170H148V169H147ZM152 170H153V169H152ZM205 170H206V169H205ZM205 170H204V171H205ZM212 170H214V167H213ZM215 170H216V169H215ZM218 170H219V168H218ZM239 170H240V169H239ZM239 170H238V171H239ZM243 170H244V169H243ZM14 171H15V170H14ZM43 171H44V170H43ZM70 171L73 172V170H71V169H70ZM96 171H97V170H96ZM111 171H112V170H111ZM116 171H117V168L115 169L114 174H117ZM122 171H123V170H121V172H122ZM150 171H151V170H150ZM177 171H178V169H177ZM183 171H184V170H183ZM208 171H209V170H208ZM220 171H221V170H220ZM235 171H236V170H235ZM241 171H242V170H241ZM48 172H49V171H48ZM64 172H65V170H64ZM147 172H148V171H147ZM151 172H153V171H151ZM209 172H211V170H210ZM230 172H231V171H230ZM35 173H36V172H35ZM50 173H52L51 170H50ZM50 173H46V175H47V174L50 175ZM57 173H58V172H57ZM94 173H95V172L93 171V174H94ZM98 173H99V170H98ZM104 173H106V172H104ZM104 173H101V174L103 175ZM119 173H120V172H119ZM135 173H136V172H135ZM143 173H144V172H143ZM153 173H154V172H153ZM202 173H203V172H202ZM206 173H207V171H206ZM226 173H225V174H226ZM231 173H232V172H231ZM54 174H56V173H54ZM84 174H86V173H84ZM121 174H123V173H121ZM139 174H140V173H139ZM139 174H138V175H139ZM145 174H146V173H145ZM147 174H148V173H147ZM46 175H43V177H45ZM64 175H65V174H64ZM66 175H67V174H66ZM95 175H97V174H95ZM98 175L100 176V173H99ZM102 175H101V176H102ZM107 175H108V174H107ZM123 175H125V174H123ZM136 175H137V173H136ZM154 175H155V174H154ZM181 175H182V173H181ZM203 175H204V174H203ZM212 175H213V174H212ZM216 175H218V174H216ZM16 176H17V175H16ZM23 176H24V175H23ZM27 176H29V175H27ZM53 176H54V175H53ZM53 176H52V178H53ZM62 176H63V175H62ZM81 176H82V175H81ZM147 176H148V175H147ZM207 176H208V175H207ZM210 176H211V175H210ZM223 176H224V175H223ZM229 176H230V175H229ZM231 176H232V175H231ZM41 177H42V176H41ZM55 177H56V176H55ZM108 177H110V176H108ZM121 177H122V176H121ZM136 177H137V176H136ZM181 177H183V176H181ZM220 177H221V176H220ZM242 177H243V176H242ZM13 178H15V177L13 176ZM19 178H20V177H19ZM50 178H51V177H50ZM52 178H51V179H52ZM56 178H57V177H56ZM60 178H61V176H60ZM82 178H83V177H82ZM100 178H101V177H100ZM124 178H125V177H124ZM131 178H132V177H131ZM206 178H207V177H206ZM209 178H210V177H209ZM211 178H213V177H211ZM225 178H227V177H225ZM21 179H22V178H21ZM23 179H24V178H23ZM64 179H65V178H64ZM88 179H89V178H88ZM94 179H95V178H94ZM97 179H99V178H97ZM105 179H106V178H105ZM109 179H110V178H109ZM178 179H179V178H178ZM227 179H228V178H227ZM9 180H10V179H9ZM15 180H16V179H15ZM25 180H26V179H25ZM25 180H24V181H25ZM59 180H60V179H59ZM103 180H104V179H103ZM110 180L112 181V178H111ZM115 180H116V179H115ZM164 180H165V179H164ZM228 180H229V179H228ZM228 180H227L226 182H228ZM232 180H233V178H232ZM243 180H244V179L242 178V181H243ZM10 181H11V180H10ZM16 181H18V180H16ZM43 181L46 182L45 180H43ZM48 181H49V180H48ZM55 181H57V179H56ZM65 181H66V180H65ZM90 181H91V180H90ZM113 181H114V180H113ZM113 181H112V182H113ZM128 181H129V180H128ZM128 181H127V182H128ZM133 181H135V178L133 179ZM148 181H149V180H148ZM181 181H182V180H181ZM242 181H240V182H242ZM13 182H14V181H13ZM20 182H21V181H20ZM57 182H58V181H57ZM76 182H77V181H76ZM83 182H84V181H83ZM83 182H82V183H83ZM85 182H86V181H85ZM127 182H126V183H127ZM131 182H132V180H131ZM182 182H183V181H182ZM205 182H206V180L204 181V183H205ZM224 182H225V180H224ZM232 182H233V181H232ZM27 183H29V182H27ZM37 183H38V182H37ZM41 183H42V182H41ZM48 183H49V182H48ZM62 183H63V181H62ZM62 183H61V184H62ZM67 183H68V182H67ZM72 183H75V182H72ZM78 183H79V182H78ZM99 183H100V182H99ZM99 183H98V184H99ZM115 183H116V182H115ZM121 183H122V182H121ZM123 183H124V182H123ZM126 183H125V184H126ZM149 183H150V182H149ZM151 183H152V182H151ZM11 184H12V183H11ZM56 184H57V183H56ZM58 184H59V183H58ZM84 184H85V183H84ZM100 184H101V183H100ZM100 184H99V185H100ZM108 184H109V183H108ZM111 184H112V183H110V185H111ZM113 184H114V182H113ZM147 184H148V183H147ZM205 184H206V183H205ZM217 184H218V183H217ZM222 184H223V182H222ZM230 184H231V183H230ZM19 185H20V184H19ZM19 185H18V186H19ZM48 185H49V184H48ZM54 185H55V184H54ZM66 185H67V184H66ZM66 185H65V186H66ZM102 185H103V184H102ZM110 185H109V186H110ZM128 185H129V184H128ZM134 185H135V184H134ZM149 185H150V184H149ZM151 185H152V184H151ZM151 185H150V186H151ZM155 185H156V184H155ZM178 185H179V184H178ZM203 185H204V184H203ZM238 185H241V184H238ZM242 185H244V184H242ZM9 186H10V185H9ZM15 186H17V184H16ZM33 186H34V185H33ZM35 186H36V185H35ZM41 186H42V184H41ZM50 186H51V185H50ZM52 186H53V185H52ZM52 186H51V187H52ZM55 186H56V185H55ZM55 186H53V187L55 188ZM60 186H61V185H60ZM62 186H63V185H62ZM67 186H68V185H67ZM76 186H77V185H76ZM80 186H81V185H80ZM94 186H95V185H94ZM94 186H93L92 188H94ZM111 186H112V185H111ZM123 186H124V185H123ZM144 186H145V185H144ZM157 186H158V185H157ZM161 186H162V185H161ZM169 186H170V185H169ZM219 186H220V185H219ZM6 187H7V186H6ZM37 187H38V186H37ZM45 187H46V186H45ZM69 187H70V186H69ZM97 187H98V186H97ZM97 187H96L95 191L97 190ZM102 187H103V186H102ZM119 187H120V186H119ZM125 187H126V186H125ZM225 187H226V186H225ZM241 187H242V186H241ZM41 188H42V187H41ZM43 188H44V187H43ZM43 188H42V189H43ZM61 188H62V187H61ZM72 188H73V187H72ZM80 188H81V187H80ZM88 188H90V187H88ZM111 188H112V187H111ZM111 188H110V190H111ZM115 188H117V187H115ZM122 188H123V187H122ZM134 188H135V187H134ZM137 188H138V187H137ZM147 188H149V187H147ZM155 188H156V187H155ZM158 188H160V187H158ZM213 188H214V186H213ZM223 188H224V187H223ZM228 188L231 190L230 186H229ZM243 188H244V186H243ZM4 189H5V188H4ZM27 189H28V188H27ZM35 189H36V188H35ZM39 189H40V188H39ZM45 189H46V188H45ZM84 189H85V188H84ZM102 189H103V188H102ZM106 189H107V188H106ZM108 189H109V188H108ZM113 189H114V188H113ZM130 189H131V188H130ZM142 189H143V188H142ZM167 189H169V188H167ZM167 189H166V190H167ZM180 189H181V188H180ZM225 189H226V188H225ZM238 189H239V188H238ZM18 190H20V189H18ZM28 190H29V189H28ZM37 190H38V188H37ZM43 190H44V189H43ZM51 190H52V189H51ZM60 190H61V189H60ZM81 190H82V188H81ZM104 190H105V189H104ZM110 190H109V191H110ZM114 190H115V189H114ZM119 190H120V189H119ZM123 190H124V189H123ZM127 190H129V188H128ZM220 190H222V189H220ZM220 190H219V191H220ZM230 190H229V191H230ZM233 190H235V189H233ZM9 191H10V190H8V192H9ZM13 191H14V190H13ZM20 191H21V190H20ZM45 191H46V190H45ZM52 191H53V190H52ZM64 191H65V190H64ZM66 191H67V190H66ZM71 191H72V190H71ZM79 191H80V190H79ZM83 191H84V190H83ZM121 191H122V190H121ZM134 191H135V190H134ZM142 191H144V190H142ZM145 191H146V190H145ZM145 191H144V192H145ZM223 191H224V190H223ZM223 191H222V192H223ZM225 191H227V189H226ZM225 191H224V193H225ZM3 192H4V191H3ZM29 192H30V191H29ZM31 192H32V193L34 192V193L36 194V192H35L34 190L31 191ZM37 192H38V191H37ZM40 192H41V191H40ZM49 192H50V191H49ZM69 192H70V191H69ZM86 192H87V191H85V193H86ZM88 192H90V190H89ZM105 192H106V190H105ZM117 192H118V191H117ZM148 192H149V191H148ZM150 192H151V191H150ZM169 192H172V191H169ZM176 192H177V191H176ZM200 192H202V191H200ZM212 192H213V191H211V193H212ZM227 192H228V191H227ZM231 192H232V190H231ZM231 192H230V193H231ZM57 193H58V192H57ZM63 193H64V192H63ZM66 193H67V192H65V194H66ZM73 193H74V192H73ZM79 193H80V192H79ZM95 193H96V192H95ZM120 193H121V192H120ZM145 193H146V192H145ZM173 193H174V192H173ZM208 193H209V192H208ZM208 193H207V194H208ZM217 193H218V192H217ZM219 193H220V192H219ZM219 193L216 194V195H219ZM237 193H239V192H237ZM13 194H14V193H13ZM41 194H42V193H41ZM41 194H40V195H41ZM43 194H47V193H43ZM48 194H49V193H48ZM82 194H83V193H82ZM109 194H110V193H109ZM146 194H148V193H146ZM164 194H165V192H164ZM169 194H170V193H169ZM174 194H175V193H174ZM214 194H215V193H214ZM227 194H228V193H227ZM232 194H233V192H232ZM2 195H4V194H2ZM36 195H38V194H36ZM49 195H51V194H49ZM53 195H54V194H53ZM56 195H57V196H56ZM84 195H85V194H84ZM91 195H92V194H91ZM161 195H162V194H161ZM180 195H183V194L181 193ZM180 195H179V196H180ZM212 195H213V194H212ZM223 195H224V194H223ZM228 195H229V194H228ZM237 195H238V194H237ZM24 196H25V195H24ZM33 196H34V195H33ZM62 196H63V195H62ZM66 196H67V195H66ZM81 196H82V195H81ZM107 196H108V195H107ZM136 196H137V195H136ZM145 196H146V195H145ZM176 196H177V194H176ZM179 196H178V197H179ZM183 196H184V195H183ZM207 196H208V195H207ZM221 196H222V195H221ZM230 196H231V195H230ZM36 197H37V196H36ZM39 197H41V196H39ZM43 197H44V196H43ZM43 197H42V198H43ZM53 197H54V196H53ZM53 197H52V198H53ZM55 197L58 198V194L55 193ZM59 197H60V196H59ZM70 197H72V196H70ZM73 197H74V196H73ZM114 197H115V196H114ZM121 197H122V195H121ZM127 197H129V196L127 195ZM146 197H147V196H146ZM165 197H166V196H165ZM212 197H213V196H212ZM212 197H211V198H212ZM216 197H217V196H216ZM228 197H229V196H228ZM231 197H233V196H231ZM27 198H28V197H27ZM27 198H25V199H27ZM31 198H32V196H31ZM46 198H48V197H46ZM52 198H51V199H52ZM56 198H55V199H56ZM64 198H65V196H64ZM75 198H76V197H75ZM75 198H74V199H75ZM81 198H82V197H81ZM83 198H84V197H83ZM130 198H131V197H130ZM141 198H143V197H141ZM179 198H180V197H179ZM184 198H185V197H184ZM211 198H210L209 200H211ZM213 198H214V197H213ZM223 198H224V197H223ZM229 198H230V197H229ZM2 199H3V198H2ZM19 199H20V198H18V200H19ZM29 199H30V197H29ZM36 199H37V198H36ZM48 199H49V198H48ZM99 199L102 200L103 198H99ZM99 199H98V200H99ZM111 199H112V198H111ZM113 199H114V198H113ZM121 199H123V197H122ZM125 199H126V198H125ZM144 199H145V198H144ZM216 199H218V198H216ZM216 199L214 198V200H216ZM220 199H221V198H220ZM27 200H28V199H27ZM31 200H32V199H31ZM33 200H34V199H33ZM40 200H41V199H40ZM52 200H53V199H52ZM61 200H62V199H61ZM63 200H64V199H63ZM63 200H62V201H63ZM83 200H84V199H83ZM92 200H93V199H92ZM106 200H107V199H106ZM146 200H147V199H146ZM231 200H232V199H231ZM29 201H30V200H29ZM29 201H28V202H29ZM44 201L47 202V200H45V198H44ZM44 201H43V203H44ZM66 201H67V200H66ZM69 201H70V200H69ZM69 201H68V202H69ZM74 201H75V200H74ZM74 201H73V202H74ZM77 201H79V200H77ZM121 201H122V200H121ZM132 201H133V200H132ZM149 201H150V200H149ZM169 201H170V200H169ZM172 201H173V200H172ZM217 201H218V200H217ZM219 201H221V200H219ZM234 201H235V200H234ZM241 201H242V200H241ZM4 202H5V201H4ZM24 202H26V201H24ZM34 202H35V201H34ZM37 202H38V201H37ZM37 202H36V203H37ZM48 202H49V201H48ZM50 202H51V201H50ZM63 202H64V201H63ZM75 202H76V201H75ZM81 202H82V200H81ZM84 202H85V201H84ZM86 202H87V201H86ZM98 202L100 203V201H98ZM118 202L120 203V201H118ZM126 202H127V201H126ZM134 202H135V201H134ZM164 202H166V201L164 200ZM186 202H187V201H186ZM214 202H215V201H214ZM222 202H224L223 199H222ZM16 203H17V202H16ZM29 203H30V202H29ZM31 203H33V202L31 201ZM59 203H60V202H59ZM69 203H70V202H69ZM69 203H68V204H69ZM71 203H72V202H71ZM76 203H77V202H76ZM93 203H94V201H93ZM160 203H161V202H160ZM219 203H220V202H219ZM231 203H233V201H232ZM238 203H239V202H238ZM20 204H21V203H20ZM23 204H24V203H23ZM23 204H22V205H23ZM33 204H34V203H33ZM39 204H40V203H39ZM51 204H52V203H51ZM57 204H58V203H57ZM64 204H65V203H64ZM77 204H78V203H77ZM84 204H85V203H84ZM84 204H83V205H84ZM87 204H88V203H87ZM87 204H86V205H87ZM120 204H121V203H120ZM141 204H142V203H141ZM147 204H148V203H147ZM149 204H150V203H149ZM184 204H187V203H184ZM184 204H183V205H184ZM223 204H224V203H223ZM234 204H235V203H234ZM10 205H11V203H10ZM22 205H21V206H22ZM41 205H42V204H41ZM53 205H54V204H53ZM53 205H51V206H52V208L54 209ZM61 205H62V204H61ZM69 205H71V204H69ZM73 205H74V204H73ZM96 205H97V204H96ZM117 205H118V204H117ZM178 205H180V204H178ZM237 205H238V204H237ZM29 206H31V205L29 204ZM35 206H36L37 208L39 207V206H37V204H36ZM46 206H48V204L45 205V208H47ZM56 206H57V205H56ZM74 206H76V208H77V205H74ZM80 206H81V205H80ZM80 206H79V208H80ZM84 206H85V205H84ZM120 206H121V205H120ZM186 206H187V205H186ZM220 206L222 207V205H220ZM224 206H225V205H224ZM1 207H2V204H1ZM10 207H11V206H10ZM13 207L16 209L15 206H13ZM41 207H42V206H41ZM41 207H40V208H41ZM65 207H67V205H65ZM86 207H87V206H86ZM86 207H85V208H86ZM102 207H103V206H102ZM155 207H156V206H155ZM236 207H238V206H236ZM17 208H18V207H17ZM19 208H20V207H19ZM22 208H23V206H22ZM25 208H26V207H25ZM37 208H36V211H37ZM40 208H39L38 210H41ZM52 208H50V209H52ZM63 208H64V207H63ZM70 208H71V207H70ZM89 208H92V207H89ZM95 208H96V207H95ZM121 208H122V207H121ZM157 208H158V206H157ZM181 208H182V207H181ZM187 208H188V207H187ZM224 208H225V207H224ZM228 208H229V207H227V209H228ZM234 208H235V207H234ZM234 208H233V209H234ZM238 208H239V207H238ZM240 208H241V207H240ZM27 209H28V208H27ZM58 209H59V208H58ZM102 209H103V208H102ZM106 209H107V208H106ZM124 209L126 210L125 207H124ZM129 209H130V208H129ZM182 209H183V208H182ZM221 209H222V208H221ZM225 209H226V208H225ZM233 209H231V210H233ZM17 210H18V209H17ZM23 210H24V209H23ZM31 210H32V209H31ZM31 210H30V211H31ZM47 210H48V208H47ZM47 210H45V211L47 212ZM113 210H114V209H113ZM156 210H158V209H156ZM170 210H171V209H170ZM186 210H187V209H186ZM188 210H189V209H188ZM36 211H35V212H36ZM42 211L44 212V209H43ZM42 211H41V213H43ZM55 211H56V210H55ZM76 211H78V210H76ZM80 211H81V210H80ZM90 211H91V209H90ZM97 211H98V210H97ZM110 211H111V210H110ZM158 211H159V210H158ZM179 211H180V209H179ZM220 211H221V210H220ZM227 211H228V210H227ZM237 211H238V210H237ZM3 212H4V210H3ZM5 212H6V211H5ZM17 212H19V211H17ZM46 212H44V213H46ZM48 212H50V211H48ZM63 212H64V211H63ZM81 212H82V211H81ZM86 212H87V211H86ZM126 212H127V211H126ZM141 212H142V211H141ZM156 212H157V211H156ZM180 212H181V211H180ZM186 212H187V211H186ZM7 213H8V212H7ZM19 213H20V212H19ZM39 213H40V212H39ZM61 213H62V212H61ZM74 213H76V212H74ZM102 213H103V212H102ZM124 213H125V212H124ZM182 213H183V212H182ZM191 213H192V212H191ZM221 213H222V212H221ZM242 213H243V212H242ZM1 214H3V213H1ZM1 214H0V215H1ZM12 214H13V213H12ZM34 214H35V213H34ZM37 214H38V213H37ZM48 214H49V213H48ZM50 214H51V212H50ZM52 214H54V213L52 212ZM71 214H73V213H71ZM81 214H82V213H81ZM87 214H88V213H87ZM92 214H93V212H92ZM103 214H104V213H103ZM121 214H122V213H121ZM126 214H127V213H126ZM187 214L189 215V213H187ZM227 214H228V212H227ZM235 214H236V213H235ZM17 215H18V214H17ZM26 215H27V214H26ZM30 215H31V214H30ZM32 215H33V214H32ZM35 215H36V214H35ZM39 215H40V214H39ZM84 215H86V214H84ZM104 215H105V214H104ZM139 215H140V214H139ZM158 215L160 216L161 214L158 213ZM170 215H171V214H170ZM170 215H167V216L170 217ZM4 216H5V215H4ZM40 216H41V215H40ZM47 216H48V215H47ZM52 216H53V215H52ZM54 216H55V215H54ZM66 216H68V215L66 214ZM66 216H65V217H66ZM94 216H95V215H94ZM97 216H98V215H97ZM100 216H101L100 218H103V220H104V217H102V215H100ZM106 216H107V213H106ZM143 216H144V215H143ZM178 216H179V215H178ZM181 216H183V215H181ZM190 216H191V215H190ZM223 216H225V214H224ZM223 216H221V217H223ZM228 216L231 217L232 215H228ZM235 216H236V215H235ZM238 216H239V215H238ZM1 217L3 218V216H1ZM6 217H7V216H6ZM17 217H18V216H17ZM20 217L22 218V215H21ZM30 217H31V216H30ZM34 217H35V216H34ZM49 217H50V216H49ZM55 217H56V216H55ZM68 217H70V216H68ZM72 217H75V216H72ZM85 217H86V216H85ZM92 217H93V216H92ZM108 217H110V216H108ZM108 217H107V219H109ZM139 217H140V216H139ZM173 217H174V215H173ZM192 217H193V216H192ZM240 217H241V216H240ZM25 218H26V217H25ZM25 218H24V219H25ZM35 218H36V217H35ZM50 218H51V217H50ZM50 218H48V219H50ZM52 218H53V217H52ZM77 218H78V217H77ZM89 218H90V217H89ZM149 218H150V217H149ZM178 218H181V217H178ZM185 218H186V215H185ZM226 218H229V217H226ZM237 218H238V217H237ZM5 219H6V218H5ZM16 219H17V218H16ZM16 219H15V220H16ZM19 219H20V218H19ZM30 219H31V218H30ZM30 219H26L25 221H27V220L29 221ZM70 219L72 220V218H70ZM70 219H69V221H70ZM75 219H76V218H75ZM78 219H79V218H78ZM84 219H85V218H84ZM116 219H117V218H116ZM122 219H123V218H122ZM176 219H177V218H176ZM232 219H233V218H232ZM235 219H236V218H235ZM21 220H22V219H21ZM43 220H44V219H43ZM50 220H51V219H50ZM53 220H54V219H53ZM100 220H101V219H100ZM112 220H113V218H112ZM132 220H133V219H132ZM139 220H140V219H139ZM151 220H152V218H151ZM187 220H188V219H187ZM187 220H186V221H187ZM229 220H230V219H229ZM10 221H13V220L11 219ZM10 221H9V223H11ZM33 221H34V220H33ZM36 221H37V220H36ZM55 221H56V220H55ZM57 221H58V220H57ZM57 221H56V222H57ZM63 221L65 222L64 219H63ZM73 221H74V220H72V222H71V221H70V222L73 224ZM85 221H86V220H85ZM85 221H84V222H85ZM87 221H89V220H87ZM93 221H94V220H93ZM110 221H111V219H110ZM160 221H161V220H160ZM166 221H167V220H165L164 223H166ZM169 221H171V220H169ZM169 221H168L167 223H170V224H171V222H169ZM175 221H176V220H175ZM183 221H184V220H183ZM0 222H1V218H0ZM30 222H32V221H30ZM30 222H29V223H30ZM41 222H42V221H41ZM45 222H46V221H45ZM47 222H48V221H47ZM53 222H54V221H53ZM56 222H55V223H56ZM81 222H83V221L81 220ZM91 222H92V221H91ZM91 222H90V223H91ZM96 222H98V221H96ZM108 222H109V221H108ZM133 222H134V220H133ZM135 222H136V221H135ZM135 222H134V223H135ZM173 222H174V220H173ZM177 222H178V221H177ZM187 222H189V221H187ZM228 222H230V221H228ZM2 223H3V222H2ZM4 223H5V222H4ZM21 223H22V222H21ZM23 223H24V220H23ZM32 223H33V222H32ZM32 223H30V224H32ZM34 223H35V222H34ZM50 223H51V222H50ZM65 223H68V222H65ZM71 223H70V224H71ZM78 223H79V221H78ZM78 223H77V224H78ZM98 223H99V222H98ZM114 223H115V220H114L113 224H114ZM150 223H151V222H150ZM219 223H220V221H219ZM26 224H27V223H26ZM37 224H39V223H37ZM81 224H82V223H81ZM81 224H80V226H81ZM95 224H96V223H95ZM100 224H101V223H100ZM111 224H112V222H111ZM135 224H136V223H135ZM183 224H184V223H183ZM186 224H187V223H186ZM186 224H185V225H186ZM220 224H221V223H220ZM3 225H4V224H3ZM21 225H22V224H21ZM39 225H40V224H39ZM43 225H44V224H43ZM52 225H53V224H52ZM62 225H64V223H63ZM65 225H67V224H65ZM73 225H75V224H73ZM116 225H117V223H116ZM166 225H167V224H166ZM166 225H165V226H166ZM174 225H175V224H174ZM4 226H5V225H4ZM10 226H11V225H10ZM41 226H42V224H41ZM46 226H48V225H46ZM46 226H45V227H46ZM53 226H54V225H53ZM56 226H57V225H56ZM56 226H55V227H56ZM77 226L79 227V224H78ZM141 226H142V225H141ZM172 226H173V225H172ZM187 226H189V225H187ZM219 226H220V225H219ZM222 226H223V225H222ZM1 227H2V226H1ZM8 227H9V226H8ZM20 227L22 228L23 226H20ZM35 227H36V226H35ZM58 227H59V226H58ZM75 227H76V225H75ZM84 227H85V226H84ZM101 227H102V226H101ZM125 227H126V226H125ZM162 227H163V226H162ZM162 227H161V228H162ZM167 227H168V226H167ZM190 227H191V226H190ZM4 228H5V227H4ZM11 228H12V227H11ZM16 228H17V227H16ZM26 228H27V226H26ZM30 228H31V227H30ZM37 228H38V227H37ZM41 228L43 229V227H41ZM106 228H107V227H106ZM144 228H145V226H144ZM163 228H164V227H163ZM168 228H169V227H168ZM168 228H167V229H168ZM195 228H196V227H195ZM220 228H221V227H220ZM0 229H1V228H0ZM6 229H7V227H6ZM12 229H13V228H12ZM17 229H18V228H17ZM19 229H20V228H19ZM33 229H34V228H33ZM35 229H36V228H35ZM35 229H34V231H35ZM46 229H47V228H46ZM50 229H51V228H50ZM53 229H54V228H53ZM60 229H61V227H60ZM63 229H64V228H63ZM65 229H66V227H65ZM72 229H73V228H72ZM111 229H112V228H111ZM121 229H122V227H121ZM169 229H170V228H169ZM176 229H177V228H176ZM181 229H182V228H181ZM215 229H216V228H215ZM1 230H2V229H1ZM7 230H9V229H7ZM79 230H80V229H79ZM178 230H179V229H178ZM178 230H177V231H178ZM186 230H187V229H186ZM186 230H184V232H185ZM213 230H214V229H213ZM12 231H15V229L12 230ZM21 231H22V230H21ZM21 231H20V232H21ZM23 231H24V230H23ZM26 231H27V230H26ZM28 231H29V230H28ZM32 231H33V230H32ZM36 231L38 232V230H36ZM48 231H49V229H48ZM68 231H69V230H68ZM68 231H67V232H68ZM90 231H92V230H90ZM105 231H106V230H105ZM165 231H166V229H165ZM165 231H164V232H165ZM170 231H171V230H170ZM179 231H180V230H179ZM191 231H192V230H191ZM191 231H190V232H191ZM198 231H199V230H198ZM3 232H4V231H3ZM6 232H7V231H6ZM6 232H5L4 234H7ZM9 232H10V231H9ZM17 232H18V230H17ZM17 232H15V233H17ZM59 232H60V230H59ZM76 232L78 233V231H76ZM93 232H94V231H93ZM106 232H107V231H106ZM110 232H111V231H110ZM175 232H176V231H175ZM181 232L184 233V232H183V229H182ZM181 232H180V233H181ZM190 232H189V233H190ZM204 232H205V231H204ZM29 233H30V232H29ZM29 233H28V234H29ZM33 233H35V232H33ZM61 233H62V232H61ZM61 233H60V234H61ZM95 233H96V231H95ZM104 233H105V232H104ZM112 233H115V232L112 231L111 234H112ZM167 233H168V232H167ZM170 233H171V232H170ZM205 233H207V232H205ZM20 234H21V233H20ZM23 234H24V233H23ZM23 234H22V236H23ZM26 234H27V232H26ZM43 234H44V233H43ZM47 234H50V233H47ZM82 234H83V233H82ZM89 234H90V233H89ZM93 234H94V233H93ZM116 234H117V232H116ZM116 234H115V235H116ZM172 234H173V233H172ZM192 234H193V233H192ZM197 234H198V233H197ZM199 234H200V233H199ZM213 234H214V233H213ZM215 234H216V233H215ZM218 234H220V233H218ZM30 235H31V234H30ZM32 235H33V234H32ZM62 235H64V234H62ZM71 235H72V233H71ZM73 235H75V234H73ZM84 235H85V234H84ZM98 235H99V233H98ZM113 235H114V234H113ZM115 235H114V236H115ZM126 235H128V234H126ZM182 235H183V234H182ZM184 235L186 236V233H185ZM211 235H212V234H211ZM211 235H210V236H211ZM3 236H4V235H3ZM13 236H14V235H13ZM13 236H12V237H13ZM28 236H29V235H28ZM36 236H37V235H36ZM40 236H41V234H40ZM42 236H43V235H42ZM45 236H46V235H45ZM100 236H101V234H100ZM158 236H159V235H158ZM165 236H166V235H165ZM167 236H168V235H167ZM171 236H172V235H171ZM178 236H179V233H178ZM189 236H190V235H189ZM201 236H202V235H201ZM201 236H200V239H201ZM216 236H217V235H216ZM4 237H5V236H4ZM15 237H16V236H14V238H15ZM53 237H54V236H53ZM53 237H52V238H53ZM58 237H59V236H58ZM75 237H76V236H75ZM77 237H78V236H77ZM83 237H84V236H83ZM103 237H104V236H103ZM111 237H112V236H111ZM123 237H125V234H124ZM132 237H133V236H132ZM169 237H170V236H169ZM190 237H191V236H190ZM193 237H194V236H193ZM10 238H11V237H10ZM16 238H17V237H16ZM16 238H15V239H16ZM29 238H31V236H29ZM49 238H50V237H49ZM71 238H72V237H71ZM84 238H85V237H84ZM84 238H83V239H84ZM93 238H94V237H93ZM113 238L116 239V236L113 237ZM127 238H128V236H127ZM165 238H166V237H165ZM165 238H164V239H165ZM195 238H196V236H195ZM204 238H205V237H204ZM211 238H212V237H211ZM0 239H1V238H0ZM2 239H3V238H2ZM6 239H7V238H6ZM8 239H9V238H8ZM15 239H14V240H15ZM21 239H22V238H21ZM35 239H36V238H35ZM41 239H42V237H41ZM41 239H40V240H41ZM45 239H46V238H45ZM50 239H51V238H50ZM65 239H66V238H65ZM73 239H74V241H75V238H73ZM80 239H81V238H80ZM80 239H79V241H81ZM83 239H82V240H83ZM94 239H95V238H94ZM101 239H102V236H101ZM104 239H105V237H104ZM104 239H103V240H104ZM170 239H171V238H170ZM173 239H174V237H173ZM197 239H199V238H197ZM197 239H196V240H197ZM200 239H199V240H200ZM206 239H207V238H206ZM208 239H209V238H208ZM214 239H215V238H214ZM214 239H213V240H214ZM37 240H38V239H37ZM40 240H39V241H40ZM42 240H43V239H42ZM54 240H56V239H54ZM66 240H67V239H66ZM76 240H77V239H76ZM84 240H85V239H84ZM109 240H110V239H109ZM174 240H175V239H174ZM190 240H193V239L191 238ZM196 240H195V241H196ZM215 240H216V239H215ZM239 240H240V239H239ZM3 241H4V240H3ZM21 241H22V240H21ZM21 241H20V242H21ZM23 241H24V240H23ZM28 241H29V240H28ZM28 241H27V242H28ZM34 241H35V240H34ZM34 241H33V242H34ZM43 241H44V240H43ZM86 241H87V240H86ZM86 241H84V242H86ZM107 241H108V240H107ZM120 241H122V240H120ZM124 241H125V240H124ZM167 241H168V240H167ZM172 241H173V240H172ZM201 241H202V239H201ZM13 242H14V241H13ZM20 242H19V244H20ZM35 242H36V241H35ZM49 242H50V240H49ZM52 242H54V241H52ZM70 242H71V241H69V243H68L69 245H70ZM88 242H89V241H88ZM122 242H123V241H122ZM127 242H128V240H127ZM165 242H166V241H165ZM173 242H174V241H173ZM238 242H239V241H238ZM2 243H4V242H2ZM10 243H11V242H10ZM23 243H25V242H23ZM37 243H38V242H37ZM41 243H42V242H41ZM57 243H58V242H57ZM64 243H66V242H64ZM72 243H73V242H72ZM75 243H76V242H75ZM75 243H73V244H75ZM98 243H99V242H98ZM103 243H104V241H103ZM103 243H102V244H103ZM130 243H131V242H130ZM189 243L191 244V241H190ZM200 243H202V242H200ZM205 243H206V241H205ZM207 243H208V241H207ZM11 244H12V243H11ZM11 244H10V245H11ZM14 244H15V243H14ZM14 244H13V246H15ZM17 244H18V242H17ZM31 244H32V243H31ZM31 244H30V245H31ZM33 244H34V243H33ZM55 244H56V242H55ZM59 244H60V243H59ZM83 244H84V243H83ZM94 244H95V243H94ZM113 244H114V243H113ZM134 244H135V243H134ZM134 244H133V245H134ZM198 244H199V243H198ZM203 244H204V242H203ZM1 245H5V244H1ZM7 245H8V244H7ZM30 245H27V244H26V246H28V247H29ZM88 245H89V244H88ZM88 245H87V246H88ZM90 245H91V244H90ZM100 245H101V244H100ZM105 245H106V243H104V246H105ZM108 245H109V242H108ZM114 245H115V244H114ZM130 245H131V244H130ZM174 245H176V243H174ZM193 245H194V243L192 244V246H193ZM211 245H212V244H211ZM229 245H230V244H229ZM242 245H243V243H242ZM244 245H245V244H244ZM244 245H243V246H244ZM16 246H17V245H16ZM26 246H25V248H27ZM41 246H42V245H41ZM47 246H48V245H47ZM50 246H51V244H50ZM109 246H110V245H109ZM111 246H112V243H111ZM169 246H171V245H169ZM169 246H168V247H169ZM204 246H205V244H204ZM2 247H3V246H2ZM7 247H8V246H7ZM23 247H24V246H23ZM23 247H22V248H23ZM31 247H32V246H31ZM35 247H36V246H35ZM42 247H43V246H42ZM67 247H68V246H67ZM98 247H99V246H98ZM125 247H126V245H125ZM129 247H131V246H129ZM193 247H195V245H194ZM200 247H201V246H200ZM214 247H215V246H214ZM214 247H213V248H214ZM241 247H242V246H241ZM241 247H239V248H241ZM9 248H10V247H9ZM9 248H6V249H9ZM12 248H13V247H12ZM45 248H46V246H45ZM49 248H50V247H49ZM55 248H56V247H55ZM96 248H97V247H96ZM108 248H109V247H108ZM115 248H117V247H115ZM195 248H196V247H195ZM198 248H199V247H198ZM202 248H203V247H202ZM205 248H206V247H205ZM207 248H208V247H207ZM234 248H235V247H234ZM234 248H233V249H234ZM263 248H264V247H263ZM263 248H262V249H263ZM15 249H17V248H15ZM15 249H14V250H15ZM32 249H33V248H32ZM32 249H30V250H32ZM53 249H54V248H53ZM88 249H90V248H88ZM117 249H118V248H117ZM130 249H132V248H130ZM174 249H175V248H174ZM233 249L231 248V251H232ZM236 249H237V248H236ZM9 250H10V249H9ZM12 250H13V249H12ZM14 250H13V251H14ZM22 250H24V248L21 249V251H22ZM28 250H29V248H28ZM30 250H29V251H30ZM33 250H34V249H33ZM33 250H32V251H33ZM46 250H47V249H46ZM58 250H59V248H58ZM96 250H97V249H96ZM98 250H99V249H98ZM98 250H97V251H98ZM103 250H106V249H103ZM103 250H102V251H103ZM125 250L128 251L129 249H125ZM191 250H192V249H191ZM200 250H201V248H200ZM204 250L208 252L209 249H208V250L204 249ZM228 250H229V247H228ZM237 250H238V249H237ZM6 251H8V250H5V252H6ZM15 251H16V250H15ZM17 251H18V250H17ZM36 251H37V250H36ZM51 251H52V249H51ZM108 251H109V250H108ZM131 251H132V250H131ZM131 251H129V252H131ZM192 251H193V250H192ZM211 251H212V249H211ZM234 251H235V250L232 251L233 254H235ZM18 252H19V251H18ZM27 252H28V251H27ZM27 252H24V257H25V255H26L25 253H27ZM45 252H46V251H45ZM68 252H71V251H68ZM91 252H92V251H91ZM94 252H95V251H94ZM103 252H104V251H103ZM111 252H112V251H111ZM125 252H126V251H125ZM181 252H182V251H181ZM188 252H189V251H188ZM207 252H206V253H207ZM209 252H210V251H209ZM228 252H229V251H228ZM239 252H240V251H239ZM6 253H7V252H6ZM12 253H13V252H12ZM41 253H42V249H41ZM43 253H44V252H43ZM48 253H49V252H48ZM50 253H51V252H50ZM50 253H49V255H50ZM105 253H106V252H105ZM108 253H109V252H108ZM119 253H120V252H119ZM177 253H178V252H177ZM198 253H199V252H198ZM201 253H202V252H201ZM236 253H237V252H236ZM10 254H11V253H9V255H10ZM14 254H15V253H14ZM14 254H13V256H14ZM22 254H23V253H22ZM27 254H29V252H28ZM30 254H31V253H30ZM32 254L34 255V253H32ZM68 254H69V253H68ZM76 254H77V253H76ZM86 254H87V252H86ZM109 254H110V253H109ZM180 254H181V253H180ZM180 254H179V255H180ZM184 254H185V253H184ZM187 254H188V253H187ZM210 254H211V253H210ZM2 255H3V254H2ZM4 255H5V254H4ZM16 255H17V254H16ZM16 255H15V256H16ZM35 255H36V254H35ZM35 255H34V256H35ZM58 255H60V254H58ZM69 255H70V254H69ZM69 255H68V256H69ZM79 255H80V254H79ZM105 255H106V254H105ZM110 255H111V254H110ZM128 255H129V254H128ZM172 255H174V254L172 253ZM182 255H183V254H182ZM190 255H191V254H190ZM207 255H209V254H207ZM211 255H212V254H211ZM228 255H229V254H228ZM238 255H239V254H238ZM15 256H14V257H15ZM21 256H22V255H21ZM21 256H20V257H21ZM26 256H27V255H26ZM31 256H32V255H29V259H30ZM34 256H32V257H34ZM43 256H44V254H43ZM53 256H54V255H53ZM118 256H119V255H118ZM191 256H192V255H191ZM196 256H197V255H196ZM229 256H230V255H229ZM10 257H12V256H10ZM18 257H19V255H18ZM18 257H16V258L19 259ZM36 257H37V256H36ZM70 257H71V256H70ZM92 257H93V255H92ZM109 257H110V256H109ZM111 257H112V256H111ZM177 257H178V255H177ZM177 257H176V258H177ZM188 257H189V256H188ZM194 257H195V256H194ZM198 257H199V256H198ZM207 257H208V256H207ZM34 258H35V257H34ZM34 258H33V259H34ZM44 258H45V257H44ZM47 258H48V257H47ZM50 258H51V256H50ZM55 258H56V257H55ZM68 258H69V257H68ZM74 258H75V257H74ZM114 258H115V257H114ZM116 258H117V257H116ZM165 258H166V257H164L163 259H165ZM180 258H182V257L180 256ZM185 258H186V257H185ZM199 258H200V257H199ZM203 258H205V257H203ZM233 258H234V257H233ZM8 259H9V258H8ZM12 259H13V258H12ZM33 259H32V260H33ZM40 259H42V258H40ZM93 259H94V258H93ZM195 259H198V258H195ZM228 259H231V257L228 258ZM237 259H238V258H237ZM13 260H14V259H13ZM20 260H21V259H20ZM26 260H27V258H26ZM56 260H57V259H56ZM59 260H60V259H59ZM113 260H114V259H113ZM113 260H112V261H113ZM117 260H118V259H117ZM171 260L174 261V258H173V259L171 258ZM190 260H191V259H190ZM190 260H189V261H190ZM9 261H10V260H8V262H9ZM14 261H15V260H14ZM18 261H19V260H18ZM21 261H22V260H21ZM21 261H19V262H21ZM35 261H36V260H35ZM92 261H93V260H92ZM95 261H97V260H95ZM110 261H111V260H110ZM131 261H132V260H131ZM189 261H188V262H189ZM196 261H197V260H196ZM196 261H195V262H196ZM225 261H227V260H225ZM237 261H238V260H237ZM241 261H242V260H241ZM250 261H251V260H250ZM250 261H249V262H250ZM10 262H11V261H10ZM19 262H18V263L16 262V264H19ZM26 262H27V261H25V263H26ZM70 262H71V260H70ZM163 262H164V261H163ZM183 262H184V261H183ZM192 262H194V261H192ZM195 262H194V263H195ZM199 262H200V261H199ZM3 263H4V262H3ZM5 263H7V261H6ZM29 263H31V262L29 261ZM38 263H39V262H38ZM72 263H73V262H72ZM125 263H126V262H125ZM166 263H168V262L166 261ZM166 263H164V264H166ZM172 263H173V262H172ZM181 263H182V262H181ZM247 263H248V262H247ZM247 263H246V264H247ZM8 264H9V263H8ZM22 264H24V262H23ZM27 264H28V263H27ZM43 264H44V263H43ZM51 264H52V263H51ZM57 264H58V263H57ZM81 264H82V263H81ZM95 264H97V263H95ZM127 264H128V263H127ZM137 264H138V263H137ZM170 264H171V261H170ZM182 264H183V263H182ZM195 264H196V263H195ZM206 264H207V263H206ZM226 264H227V263H226ZM236 264H237V262H236ZM242 264H243V263H242ZM250 264H251V263H250Z\"/></svg>",
    "mask_w": 264,
    "mask_h": 264
}]
</instances>
